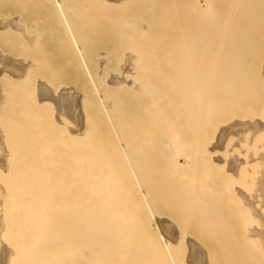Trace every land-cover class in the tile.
<instances>
[{"label":"bare ground","instance_id":"obj_1","mask_svg":"<svg viewBox=\"0 0 264 264\" xmlns=\"http://www.w3.org/2000/svg\"><path fill=\"white\" fill-rule=\"evenodd\" d=\"M74 1V0H73ZM76 1V0H75ZM89 1V0H88ZM102 1V0H101ZM130 1H132V0H103V4L101 3V5H103V9H105V8H107V9H105L107 12H108V15H109V13H111V11H112V13L113 12H117V15H120L121 14V12H122V14L124 13L126 16H128V15H130V17L133 15V14H140V13H137L138 11H135L134 10V12L135 13H128V11H129V9H131L132 8V6H135V9L137 8V7H139L138 6V3H137V0H136V4L135 5H132V3L131 4H129L130 3ZM135 1V0H134ZM145 1V0H144ZM171 1V0H170ZM175 1V0H174ZM181 1H183V0H181ZM185 1V0H184ZM188 1V0H187ZM213 1V0H212ZM214 1H216V0H214ZM221 1V0H220ZM233 1V0H232ZM234 1H236V0H234ZM242 1H244V0H242ZM246 1V0H245ZM248 1V0H247ZM246 1V2H247ZM251 1V0H250ZM250 1H248L249 3H250ZM255 1V0H254ZM253 1V2H254ZM39 5L41 6L40 7V9H41V11H42V13L44 14V16H42V18L40 19V21H42V22H44V25H45V27L41 24V26L43 27V29H42V31H39L38 32V34L37 35H33L32 34V36L31 37H29V36H27V34L25 33V30H26V23L25 22H23V20H22V18H20L21 16H15V17H8V19H6V20H4V21H0V42H1V44L3 43L4 45H9V43L8 42H10V36H12V38H13V36H15V37H18V40H15V41H17V42H15V41H13V39H12V41L15 43L14 45H13V42H12V44H11V46L13 45V48L15 47V45H16V43H19V42H21V43H23L24 44V47H29V49L30 50H34V52H36V54H34V52H32L31 51V55H32V53L35 55V56H31V55H28L27 57V59L25 58V59H23V55H25V57H26V54L28 53L27 52V49H25V48H21L23 45L20 43V48L18 49L17 47L15 48V51H19V52H22L21 54H23L22 55V59H20V57L19 58H16V57H14V56H12L11 55V53H9V52H11L10 50H13V49H10L9 50V52L8 53H6V52H4V50H1V47H0V82L2 83V84H0V100H1V98H2V96H1V93H2V91L4 90H2V88H1V85H3V83L5 82V84L4 85H6V86H4L5 88H7V90L9 91V93H10V89L11 88H15L16 89V91H17V84L19 85V84H23V86L26 84V82H28L30 79H32V77H33V81H31V82H33L32 84L34 85H32L31 83V85L33 86V88H34V90H32L33 92L31 93V89L32 88H30V94H33L34 96L31 98V99H33L34 97H35V101H36V103H37V105L39 104L40 106L39 107H41L42 108V106L41 105H52V106H44V107H48L47 108V110H50V109H52V107H53V109L52 110H54V115H52V116H54V118H51V116L49 115V117L51 118V119H53L54 121H55V123L56 124H60L61 123V121H63V120H65V121H67L71 126H70V128H69V130H68V132H69V134L70 135H72L74 138H72V140L73 139H75V143H79L78 141L76 142V138H84V137H86L87 136V131L88 130H86V128H85V123H84V120L85 121H87V119H88V117L87 118H85L84 120H83V117H82V115H81V113H83V112H81V103L83 102V104H84V101L82 100V102L81 103H79V96L75 93V91H73L72 89H70V88H68L69 87V85H68V87H63V86H58L57 87V89H55L54 87L52 88L49 84H47L46 82H45V80H44V76H43V63L45 62V59L43 58V55L45 56V55H47L48 56V51L46 50V48H47V39L45 40V43L43 42V39H44V33L46 34V35H50V34H52V35H50V37H51V42H50V45H51V50L52 51H54V52H57L58 54H59V56L61 55L62 57H66V58H68V60H69V62L71 61V63H72V61L74 60V62H75V65H76V67L75 68H72L73 69V71H74V69H77L78 71H79V73H81L80 74V76H81V78L84 80L85 79V84L86 85H90L91 87H92V89H93V92L92 93H94V95L96 96V98H95V96H94V98L97 100L96 101V103L98 104V105H100L101 106V108H102V110H103V114H101L102 113V111L101 112H99L101 115H103L104 116V118L110 123V126H113L114 124H116L114 121H116L117 119L116 118H118V116H120L121 115V113H122V115L124 116V114L123 113H125V112H123V110H124V108L122 107L123 106V103L122 104H118V101H117V103H112L111 101V103H109V99H108V96H107V94L106 93H103V92H101V89H102V87L101 86H103V85H101L100 83H99V80L98 79H104L105 77H103V76H101L100 75V73H102V71H103V69H104V66H103V64L101 63V62H99V61H94V62H90L89 60H87V58H88V51H87V46H88V44L90 43V39H91V34H92V29H94L93 27H96V25H92L93 23H91L89 26H87L88 24L86 23L87 21H89V20H86L85 18H83L82 16H80V14H83L84 13V11L83 10H81L80 8L82 7H80L78 4H77V7L75 6V7H73L75 4L72 2V0H39ZM86 2V1H85ZM90 2H91V0H90ZM89 2V3H90ZM96 1H94L93 3H91V4H94ZM146 2H147V0H146ZM160 2V1H159ZM168 2V1H167ZM173 2V1H172ZM191 2V1H190ZM223 2H224V0H223ZM225 2H226V0H225ZM229 2V1H228ZM237 2H239L238 0H237ZM236 2V3H237ZM253 2H251V3H253ZM263 2V1H262ZM84 3V2H83ZM82 3V4H83ZM134 3V2H133ZM143 3V2H142ZM179 3L180 4H182V2H180L179 1ZM188 3V2H187ZM217 3H220V2H218L217 1ZM222 3V2H221ZM220 3V4H221ZM239 3H241V1L239 2ZM256 3V2H255ZM255 3H253L254 5H255ZM257 3H259V0H258V2ZM261 3V2H260ZM79 4H81V3H79ZM132 5V6H129V5ZM139 4H141V3H139ZM171 4V3H170ZM183 4H184V2H183ZM220 4H218L219 6H221ZM223 4V3H222ZM226 4V3H225ZM228 4V3H227ZM242 4V3H241ZM245 4V3H244ZM247 4V3H246ZM245 4V5H246ZM263 4V3H262ZM95 5V4H94ZM130 7L128 10L127 9H124V8H126V7H128V6ZM148 5H150V4H148ZM167 5V4H166ZM169 5V4H168ZM176 5H178L179 6V4H176ZM209 5H211V0H203V3L202 2H199L198 0H194L192 3H191V12H193V14H192V16L194 15V13L195 12H197V13H204L207 9H208V7H209ZM213 5V4H212ZM217 5V4H216ZM239 5V7H240V4H238ZM237 5V6H238ZM84 6V5H83ZM125 6V7H124ZM137 6V7H136ZM144 6H145V8H146V13H148L147 12V7H146V5H145V3H144ZM219 6H215L214 5V7H217V10H223L224 8H221V9H218V8H220ZM224 6V5H223ZM230 5L228 4V7H229ZM243 6V5H242ZM247 6H249V5H247ZM251 6V5H250ZM257 6V5H256ZM259 6V5H258ZM261 6V5H260ZM263 6H264V4H263ZM262 6V7H263ZM39 7V6H38ZM95 7V6H94ZM93 7V8H94ZM102 7V6H101ZM105 7V8H104ZM151 7V6H150ZM156 7V6H155ZM173 7V6H172ZM184 7V6H183ZM189 7V6H188ZM225 7V6H224ZM225 8V10L226 9H229V8ZM231 7H232V5H231ZM83 8V7H82ZM93 8H91V10L93 9ZM144 8V9H145ZM153 8H154V6H153ZM161 8H162V6H161ZM176 8H178V7H176ZM241 8V7H240ZM246 8V7H245ZM247 8H249V7H247ZM246 8V9H247ZM88 9V8H87ZM98 9V8H97ZM152 9V8H151ZM155 9V8H154ZM153 9V10H154ZM167 9H169L168 7H167ZM172 9H174V8H172ZM258 9V8H257ZM125 10H127V12L125 11ZM133 9H131V11H132ZM225 10H223V11H225ZM245 10V9H244ZM102 11V10H101ZM125 11V12H124ZM167 11V10H166ZM177 11V10H176ZM180 11V10H179ZM184 11V10H183ZM182 11V12H183ZM187 11V10H186ZM239 11V13L241 12L239 9L237 10V12ZM248 11V10H247ZM249 11H251L250 9H249ZM104 12V11H103ZM143 12V11H142ZM150 12V11H149ZM168 12H171V11H168ZM174 12V11H173ZM212 12H213V10H212ZM235 12H236V10H235ZM242 12H243V10H242ZM95 13H97V11H95ZM120 13V14H119ZM127 13V14H126ZM144 13H145V11H144ZM155 13V12H154ZM157 13H159V11L157 12ZM156 13V14H157ZM177 13V12H176ZM187 12H185L184 14H186ZM189 13V12H188ZM187 13V14H188ZM214 13V12H213ZM238 13V14H239ZM243 13H245V11L243 12ZM248 13V12H247ZM251 13V12H250ZM250 13H249V16H251V17H254V16H252V14L250 15ZM76 14H77V16H76ZM85 14V13H84ZM105 14V13H104ZM123 14V18H121L120 16V18L121 19H124V15ZM164 14L165 13H163V16H164ZM173 14V13H172ZM178 14V13H177ZM176 14V15H177ZM182 13H180L179 15H181ZM183 14V15H184ZM186 14V15H187ZM208 14V13H207ZM218 14V13H217ZM217 14H216V16H217ZM219 14H221V11H220V13ZM222 14H224V12L222 13ZM226 14V13H225ZM235 14V13H234ZM242 14V13H241ZM259 14H260V12H259ZM10 14H7V16H9ZM113 15V14H112ZM151 15H152V13H151ZM150 15V16H151ZM178 15V16H179ZM182 15V16H183ZM190 15V14H189ZM237 15V14H236ZM246 15H248V14H246ZM31 16V15H30ZM81 17V18H83V19H85V20H82V19H79V17ZM99 16H100V14H99ZM104 16H106V14L104 15ZM111 16V15H110ZM110 16H109V18H110ZM134 16H136V18H134V19H136V21H138V18H140L141 17V15H140V17H139V15H134ZM144 16V15H143ZM146 16V15H145ZM155 16V15H154ZM171 16H173V15H171ZM237 16H239V15H237ZM76 17H78V18H76ZM114 17H115V15H114ZM113 17V18H114ZM118 17V16H117ZM117 17H116V19H117ZM118 17V18H119ZM130 17H128V18H130ZM133 17V16H132ZM138 17V18H137ZM187 17V16H186ZM191 17V16H190ZM210 17V16H209ZM218 17V16H217ZM223 17H225V16H223ZM222 17V18H223ZM234 17V16H233ZM232 17V18H233ZM241 17V16H240ZM247 17V16H246ZM251 17L249 18L251 21H252V19H251ZM88 18V17H87ZM99 18V17H98ZM142 18V17H141ZM147 18V17H146ZM154 18H157V17H154ZM179 18V20H181L180 19V16L178 17ZM195 17H193L192 19H189V20H191V21H189L187 18V20L189 21V22H191L192 23V25H195V22H196V24H198L197 23V21H195V19H194ZM218 18H220V17H218ZM235 18H238V17H236L235 16ZM235 18H233V19H235ZM260 18V17H259ZM263 18V17H262ZM93 19V18H92ZM94 19H97V18H94ZM108 19V18H107ZM115 19V18H114ZM127 19V18H126ZM134 19H130L128 22H130V21H134ZM160 19V18H159ZM232 19V20H233ZM255 19V18H254ZM141 20V19H140ZM142 20H145V22L147 21L145 18H143ZM149 20H151V19H149ZM161 20V19H160ZM169 19H167V21H168ZM238 20V19H237ZM241 20V19H240ZM93 21V20H92ZM99 21L100 20H98V23H99ZM159 21V20H158ZM162 22H163V20H161ZM170 21V20H169ZM174 21V20H173ZM182 21V20H181ZM187 21V22H188ZM209 21V20H208ZM263 21H264V19H263ZM91 22V21H90ZM113 21H111V23H112ZM127 22V23H128ZM132 22H130V23H132ZM138 22H140V21H138ZM137 22V23H138ZM147 22H149V23H151L150 21H147ZM160 22V21H159ZM172 22V21H171ZM170 22V23H171ZM178 21H176V23H177ZM183 23H184V21H182ZM181 22V23H182ZM204 22V21H203ZM246 22H248V20L246 21ZM254 22V21H253ZM258 22V21H257ZM33 23V22H32ZM35 23H37V22H35ZM86 23V24H85ZM101 23V22H100ZM108 23H110V21L108 22ZM110 23V24H111ZM121 23H123L122 22V20H121ZM125 23H126V21H125ZM140 23H144V22H140ZM157 23V22H156ZM164 23H165V21H164ZM174 23V22H173ZM180 23V26L182 25ZM186 23V22H185ZM250 23V22H249ZM113 24H115V22L113 23ZM113 24H111L112 25V27L114 28L115 26L113 25ZM134 24H136V23H134ZM147 24V23H146ZM153 24V23H152ZM155 24V23H154ZM158 24V23H157ZM167 24V23H166ZM175 24V23H174ZM200 24H202V23H200ZM199 24V25H200ZM232 24V23H231ZM235 24V23H234ZM246 24V23H245ZM101 25V24H100ZM111 25H109V26H111ZM116 25H117V23H116ZM139 25V24H138ZM141 25H143V24H141ZM185 26H188L187 24H184ZM236 25V24H235ZM251 25V24H250ZM254 25V24H253ZM255 25H257L256 23H255ZM254 25V26H255ZM105 26V25H104ZM122 26V25H121ZM140 26V25H139ZM138 26V29H136V27H135V29L136 30H138V31H140L139 30V27ZM159 26V25H158ZM174 26V25H173ZM175 26H176V24H175ZM179 26V27H180ZM183 26V25H182ZM182 26H181V28H182ZM196 27H199L198 25H195ZM252 26V25H251ZM85 27H87L88 29H87V33L84 31V30H86V29H84ZM111 27V28H112ZM120 27V26H119ZM118 27V28H119ZM156 27V26H155ZM160 27H161V25H160ZM189 27L191 28V26L189 25ZM207 27V26H206ZM215 27V26H214ZM232 27H234L235 28V26H232ZM237 27V26H236ZM260 27H261V25H260ZM259 27V28H260ZM148 28V27H147ZM162 28V27H161ZM183 28H185L184 26H183ZM186 28H188V27H186ZM189 28V29H190ZM194 28L195 27H193L191 30L192 31H190V30H187V33H189V32H193L194 31V33H196V31L194 30ZM229 28V27H228ZM244 28V27H243ZM258 28V30H260ZM102 29V28H101ZM110 29V28H109ZM115 29L117 30V27H115ZM124 29V28H123ZM143 29V28H142ZM159 29V31H163V29H161L160 30V28H158ZM166 29V28H165ZM169 29V28H168ZM175 29V28H174ZM176 29H177V27H176ZM175 29V30H176ZM197 29V28H196ZM209 29V28H208ZM240 29V28H239ZM246 29V28H245ZM255 29V28H254ZM37 30V29H36ZM39 30V29H38ZM127 30V29H126ZM132 29H130V31H131ZM153 30V29H152ZM179 30V29H178ZM199 30H200V28H199ZM201 30L203 31L204 29L203 28H201ZM207 30V29H206ZM210 30V29H209ZM226 30V29H225ZM231 31H232V29H230ZM238 30V29H237ZM262 30V29H261ZM264 30V29H263ZM28 31V30H27ZM35 31V30H34ZM111 31V30H110ZM143 31V30H142ZM145 31H149V29H147V30H145ZM156 31V30H155ZM165 31V30H164ZM173 31V30H172ZM230 31V32H231ZM239 31V30H238ZM246 31V30H245ZM255 31V30H254ZM257 31V30H256ZM123 32V31H122ZM144 32V31H143ZM154 32V31H153ZM183 32V31H182ZM197 32H199V31H197ZM201 32V31H200ZM260 32V31H259ZM258 32V33H259ZM30 33H31V30H30ZM114 33V32H113ZM115 33H117V32H115ZM114 33V34H115ZM120 33V32H119ZM130 33H132V32H130ZM130 33H128V31H127V34L128 35H126V36H128L129 37V34ZM133 33H135V32H133ZM141 33V32H140ZM170 33H172V32H170ZM176 33V32H175ZM180 33V32H179ZM194 33H192V34H190L191 36L192 35H194ZM240 33V32H239ZM247 33V32H246ZM251 33H253V30L251 31ZM251 33H249V34H251ZM256 33V32H255ZM254 33V34H255ZM261 33V32H260ZM113 34V35H114ZM122 34H124V33H122ZM147 34H149L148 32H147ZM165 34H166V32H165ZM177 34H178V32L176 33V36H177ZM197 34V33H196ZM195 34V35H196ZM204 34H205V32H204ZM208 33H206V35H207ZM211 34V33H210ZM232 34V33H231ZM9 35V36H8ZM132 35V34H131ZM135 35V34H134ZM133 35V36H134ZM144 35H145V32H144ZM168 35H170L169 33H168ZM167 35V36H168ZM173 35V34H172ZM184 35H186V33L184 34ZM198 36H199V34H197ZM212 35V34H211ZM215 35V34H214ZM226 35V34H225ZM233 35V34H232ZM234 35H236V34H234ZM114 36H121L122 37V35H114ZM150 36V39H151V35H149ZM158 36V35H157ZM160 36V35H159ZM166 36V37H167ZM191 36H189L188 37V34L185 36V38H189V40L191 39ZM198 36H197V38L196 39H198ZM200 36H202L201 34H200ZM220 36V35H219ZM228 36V35H227ZM242 36V35H241ZM254 36V35H253ZM256 36V35H255ZM22 39V41H21V39ZM124 37V36H123ZM170 37H172V36H170ZM178 37H179V34H178ZM194 37V36H193ZM192 37V38H193ZM207 37V36H206ZM205 37V38H206ZM238 37H239V35H238ZM247 37V36H246ZM259 37V36H258ZM257 37V38H258ZM261 37H263V36H261ZM149 38V37H148ZM163 37H161V39H162ZM183 38H184V36H183ZM195 38H193V40L195 39ZM201 38V37H200ZM256 38V37H255ZM17 39V38H16ZM20 39V40H19ZM119 39H120V37H119ZM131 39V38H130ZM133 39V38H132ZM169 39V38H168ZM168 39H166V40H168ZM175 39V38H174ZM180 38H178L177 39V37H176V40H179ZM195 39V40H196ZM202 39V38H201ZM201 39H200V41L198 42V41H195V43L196 42H198L197 44H196V48L195 49H197L198 47H199V50L200 51H202L201 49L202 48H204L202 45H201V48H200V45L199 44H201ZM213 39V38H212ZM218 39V38H217ZM232 39V36H231V38H230V40ZM235 39V38H234ZM245 38H243V40H244ZM249 39V38H248ZM258 39H260V38H258ZM117 40V39H116ZM123 38L121 39V40H119L120 42H121V44H123ZM137 40V39H136ZM145 40H146V38H145ZM160 40V39H159ZM163 40V39H162ZM165 40V39H164ZM165 40V41H166ZM175 40V41H176ZM187 40V39H186ZM189 40H187L188 41V43L185 41V43L187 44H185L186 46H188V44H190L191 42H192V40H191V42H189ZM206 40H208V39H206ZM215 40V39H214ZM227 40V39H226ZM238 40H239V38H238ZM243 40H241V41H243ZM251 40V39H250ZM132 40H130L129 41V43L131 42ZM139 41V40H138ZM164 41V42H165ZM172 41H174L173 39H172ZM204 41V40H203ZM203 41H202V43H203ZM240 41V42H241ZM264 41V40H263ZM128 42V41H127ZM148 42H149V40H148ZM156 42V41H155ZM163 42V43H164ZM181 42V41H180ZM249 42V41H248ZM11 43V42H10ZM119 43V42H118ZM139 43V42H138ZM167 43V42H166ZM194 43V42H193ZM193 43H192V47L190 46V48L188 49V50H192V52H193V49H194V45H195V43H194V45H193ZM245 43V42H244ZM257 44H258V42H256ZM126 44V43H125ZM135 44V43H134ZM140 44H141V42H140ZM147 44V43H146ZM149 44V43H148ZM158 44V43H157ZM169 45H170V43H168ZM174 44V43H173ZM175 44H176V42H175ZM174 44V45H175ZM203 44H205V43H203ZM216 44V43H215ZM254 44H255V42H254ZM4 45H2V46H4ZM7 45V47H9ZM144 45V44H143ZM172 45V44H171ZM178 46L180 45L181 46V44H177ZM177 45H176V47H177ZM191 45V44H190ZM208 45V44H207ZM212 45V44H211ZM214 45V44H213ZM212 45V46H213ZM235 45V44H234ZM240 45V44H239ZM252 45V44H251ZM256 45V44H255ZM10 46V48H12ZM119 46H120V44H119ZM117 47L118 49L120 48V47ZM124 46H128V44L127 45H122V48L124 49ZM130 46V45H129ZM129 46L127 47V49L129 48ZM138 46H139V44H138ZM137 46V47H138ZM141 46V45H140ZM145 46V45H144ZM156 46V45H155ZM159 46V45H158ZM161 46V45H160ZM180 46H179V48L178 49H176L175 48V46H174V48H175V50H178L179 51V49H180ZM209 46V45H208ZM217 47V45H214L213 47ZM231 46V45H230ZM230 46H228V47H230ZM247 47H248V45H246ZM257 46V45H256ZM131 48H129L130 49V53H134V55H135V53H136V55L140 52L139 51V49L135 46L134 47V45H131L130 46ZM142 47V46H141ZM164 47H166V46H164ZM237 47V46H236ZM241 47V46H240ZM244 47V46H243ZM246 47V48H247ZM147 48V47H146ZM163 48V47H162ZM169 48V50L171 51V53L173 52H175L174 51V49L172 50V49H170V47H168ZM167 47L165 48V49H168ZM171 48H173V47H171ZM182 48H183V46H181V50H182ZM187 48V47H186ZM210 48V47H209ZM212 48V47H211ZM210 48V49H211ZM225 48V47H224ZM224 48H222V49H224ZM250 48V47H249ZM248 48V49H249ZM123 49L122 50H119V51H123ZM128 49V50H129ZM155 49V48H154ZM164 49V50H165ZM184 49V48H183ZM221 49V48H220ZM239 49L240 48H238V52H239ZM251 49V48H250ZM249 49V50H250ZM128 50H126V51H128ZM150 50V49H149ZM153 50V49H152ZM161 52H162V50H161V48L159 49ZM191 50H190V52H191ZM205 50H206V45H205ZM214 50L216 51V49L214 48ZM225 50V49H224ZM226 50H227V48H226ZM257 50V49H256ZM142 51H144V50H142ZM148 51V50H147ZM155 51V50H154ZM153 51V52H154ZM197 51V50H196ZM196 51H194V53L193 54H195V52ZM200 51H198V54L199 53H202V52H200ZM213 51V50H212ZM228 51H230V50H228ZM251 51V50H250ZM253 51V50H252ZM152 52V54H154ZM160 52V53H161ZM165 52H169V51H166L165 50ZM165 52H164V54H165ZM180 52V51H179ZM182 52H185V51H182ZM236 52V51H235ZM242 52V51H241ZM256 52H258V51H256ZM30 53V52H29ZM116 53H117V51H116ZM115 53V54H116ZM122 53V52H121ZM170 53V52H169ZM176 53H177V51H176ZM204 53V52H203ZM205 53H207V51L205 52ZM204 53V54H205ZM210 53H213V52H210ZM247 53V52H246ZM13 54V53H12ZM100 54H102V53H100ZM99 54V56L101 57V58H106L107 57V55L106 56H103V55H100ZM106 54H107V52H106ZM114 54V53H113ZM124 54V53H123ZM140 54V53H139ZM141 54H143L142 52H141ZM146 54H148L147 52H146ZM157 54V53H156ZM164 54H163V56H164ZM182 54V53H181ZM192 54V53H191ZM209 54V53H208ZM213 54H215V53H213ZM230 54H233V51L230 53ZM229 54V55H230ZM242 54V53H241ZM243 54H245V53H243ZM248 54V53H247ZM261 54V53H260ZM18 55V54H17ZM49 55H50V53H49ZM125 55V54H124ZM135 55V56H136ZM155 55V54H154ZM158 55V54H157ZM156 55V56H157ZM160 55H162V53L160 54ZM171 54H169V56H170ZM173 55V54H172ZM171 55V57L173 58L174 56H172ZM196 56L195 57H197V54H195ZM203 55V54H202ZM225 55V54H224ZM251 55V54H250ZM249 55V56H250ZM29 56H31L30 58H29ZM51 56H52V54H51ZM103 56V57H102ZM121 56H122V54H121ZM126 56H130L129 55V53H127V55ZM125 56V57H126ZM132 56H133V54H132ZM139 56H141V55H139ZM162 56V57H163ZM178 55H176V57H177ZM179 56H180V54H179ZM198 56H200V55H198ZM211 56V55H210ZM220 56H222V55H220ZM235 57L237 56L238 57V55H234ZM233 56V57H234ZM240 56H243V55H239V57ZM248 56V55H247ZM248 56V57H249ZM261 56V55H260ZM117 57V56H116ZM124 57V58H125ZM131 57V56H130ZM145 57V56H144ZM165 57V56H164ZM164 57H163V59H164ZM167 57H168V55H167ZM171 57H169V58H171ZM181 58H182V56H180ZM180 57H179V60H180ZM184 57V59H186L185 58V55L183 56ZM195 57H192V59H195ZM229 57V56H228ZM232 57V56H231ZM236 57V58H237ZM250 57H252V56H250ZM254 57V56H253ZM257 57V56H256ZM103 58V59H104ZM123 58V59H124ZM127 58V57H126ZM126 58H125V60H123V61H126ZM142 58H143V56H142ZM160 58V57H159ZM166 58V57H165ZM171 58V59H172ZM206 58H208V57H206ZM210 58V57H209ZM208 58V59H209ZM212 58V60H213V57H211ZM218 58H219V56H218ZM224 58V57H223ZM230 58V57H229ZM229 58H228V60H229ZM235 58V59H236ZM242 58H244V57H242ZM259 58V57H258ZM30 59V61H28ZM128 59H129V61H130V59H133V57L132 58H129L128 57ZM127 59V60H128ZM149 59V58H148ZM157 61H158V56H157V58H155ZM170 59V60H171ZM175 59H177L178 60V57L177 58H175ZM183 59V60H184ZM191 59V61L190 62H193V60ZM200 59L202 60L203 59V56H201L200 57ZM205 59V58H204ZM204 59H203V61H204ZM238 59V58H237ZM237 59H236V61H237ZM254 59V58H253ZM252 59V60H253ZM257 59V58H256ZM261 59V58H260ZM115 60V59H114ZM117 60V59H116ZM118 60H120V63L122 62V60L121 59H118ZM150 61H152L151 60V58L149 59ZM154 60V59H153ZM156 60H154V63L155 62H157ZM159 60H162L161 58L159 59ZM165 61H167V59H164ZM170 60L168 59V62H170ZM182 60V59H181ZM177 61V65H174L175 63H176V60H174V58H173V63H174V61H175V63L174 64H170V66H178V65H180V66H182L181 65V63L182 62H184V61ZM189 60H190V57H189ZM206 60V59H205ZM210 60V59H209ZM220 60V59H219ZM224 60V59H223ZM227 60V61H228ZM244 60V59H243ZM243 60H241V61H243ZM102 61V60H101ZM239 61H240V59H239ZM251 61V60H250ZM47 62V61H46ZM60 62V61H59ZM65 62V61H64ZM66 62H67V59H66ZM127 63H128V61H126ZM125 62V63H126ZM131 62V64H132V61H130ZM129 62V63H130ZM149 62V61H148ZM160 62V61H159ZM159 62H157V64L159 63ZM164 62V61H163ZM179 62H181V63H179ZM195 63H194V65H196V67H197V70H198V67H200V65L198 66L197 64H198V60L196 59L195 61H194ZM200 62V61H199ZM208 62V61H207ZM218 62V61H217ZM231 62H232V60H231ZM252 62H254V61H252ZM256 62V61H255ZM61 63V62H60ZM125 63H123V64H125ZM133 63H135V61L133 62ZM138 62L136 61V63L135 64H132V65H135L136 66V64H137ZM142 63V62H141ZM161 63H162V61L159 63L160 65L159 66H161ZM165 63V62H164ZM172 63V62H171ZM184 63H186V61L184 62ZM201 63V62H200ZM221 63H223V62H221ZM238 63V62H237ZM242 63V62H241ZM244 63V62H243ZM257 63V62H256ZM49 64H50V66H49ZM66 64V63H65ZM122 64V65H123ZM190 64V63H189ZM210 64H212L211 63V60H210V63L209 64H207V65H210ZM217 65H218V63H216ZM220 64V63H219ZM232 64H234V63H232ZM231 64V65H232ZM252 64V63H251ZM251 64H249V65H251ZM68 65H69V63H68ZM107 65H109L108 63H107ZM117 65H121V64H119L118 62H117ZM131 65V66H132ZM140 65V64H139ZM154 65V64H153ZM165 65H168V64H165ZM186 65H187V63H186ZM205 67H207L204 71H202L203 69L201 68V70L200 71H202L201 73H199L200 71H198V73L200 74H198V73H195V72H197V70H196V68H195V66L194 67H192L193 66V64H191V67H192V69H193V77L196 75L197 76V78H200L198 81L199 82H201V83H196V84H198L197 85V87H199L200 88V86L201 87H203V89H200L201 91L202 90H204L205 89V87L203 86V84L205 85V83L207 82V79H206V76H208L209 74H205V73H208L209 71H210V69H211V65H210V67L209 66H206V62H205ZM204 65L202 66V67H204ZM221 65H223V64H221ZM244 66H247V65H245V64H243ZM44 66H46V65H44ZM48 66L49 67H53L54 65H52L50 62L48 63ZM72 66V65H71ZM71 66H70V68H71ZM130 66V65H129ZM138 66V65H137ZM136 66V70L137 69H139V68H141V67H137ZM155 66H156V64H155ZM154 66V67H155ZM158 66V65H157ZM225 66V65H224ZM253 66V65H252ZM62 67V66H61ZM67 67V66H66ZM65 67V68H66ZM183 67V66H182ZM181 67V69H177L178 67H175L174 69L175 70H173V68L171 67L170 68V70L172 69V71L173 72H178L179 74L177 75V73H175L174 74V76L176 77V78H178L179 80H181V78L180 77H182V78H184V77H188L189 75H187V71H189V68L188 67H184V68H182ZM208 67L210 68V69H208ZM215 67H216V65H215ZM227 67V66H226ZM233 67V66H232ZM231 67V68H232ZM234 67H235V65H234ZM237 67H240V66H237ZM62 68H64V64H63V67ZM118 68V67H117ZM121 68V67H120ZM120 68H118L117 69V71L116 72H119L121 69ZM131 68V67H130ZM159 68V67H158ZM161 68V67H160ZM163 68V67H162ZM164 68H166V67H164ZM168 68V67H167ZM245 68V67H244ZM249 68H251V67H249ZM120 69V70H119ZM145 69H147V68H145ZM151 70H152V68H150ZM154 69V68H153ZM195 69V70H194ZM218 69V68H217ZM217 69L216 68H214V70H213V73H215L216 71H217ZM230 69V68H229ZM233 69V68H232ZM240 69V68H239ZM252 69V68H251ZM47 70V69H46ZM51 70V68L49 69V71ZM58 70V69H57ZM119 70V71H118ZM130 70V69H129ZM134 71H135V69H133ZM163 70H165V69H163ZM209 70V71H208ZM222 70V69H221ZM235 70V69H234ZM241 70V69H240ZM239 70V71H240ZM253 70V69H252ZM59 72H60V70H58ZM134 71H132L131 73H133ZM154 71H155V69H154ZM153 71V72H154ZM162 71V70H161ZM169 71V70H168ZM206 71V72H205ZM95 72H96V74H95ZM109 72H111V71H109ZM136 72V71H135ZM139 72L140 71H138V74H139ZM157 72L159 73L160 72V69H159V71L157 70ZM163 72V71H162ZM203 72H205L204 73V77H205V80L203 79V77H202V73ZM235 72H236V70H235ZM47 73H48V71H46V74L45 75H47ZM50 73H51V71H50ZM50 73H49V75H50ZM64 73V72H63ZM99 73V74H98ZM121 73V72H120ZM126 73V72H125ZM130 73V74H131ZM142 75H143V73L142 72H140ZM157 73V74H158ZM161 73V72H160ZM163 73H165V72H163ZM169 73H171V71L169 72ZM221 72H219V74H220ZM224 73V72H223ZM242 73V72H241ZM248 73V72H247ZM246 73V74H247ZM55 74V73H54ZM58 74V73H57ZM105 74H107V72L105 73ZM110 74V73H109ZM117 74V73H116ZM129 76H125L126 78L128 77V78H130L131 79V75L129 74V71H128V73H127ZM140 74V76H142ZM153 74V73H152ZM154 74H156V73H154ZM156 74V75H157ZM167 74V76H168V73L166 72L165 73V75ZM236 74V73H235ZM243 74V73H242ZM250 74H253V73H250ZM52 75H53V72H52ZM146 74L144 73V76H145ZM155 75V76H156ZM164 75V74H163ZM171 76V80H173L172 82L174 83V81H176L177 82V84H178V81L179 80H177L175 77V79H173L172 77H173V75L172 74H170ZM229 75V74H228ZM231 75V74H230ZM259 75L260 76H258V77H260V85H261V88H262V90L264 91V59H263V61H262V63L260 64V70H259ZM55 76H56V74H55ZM55 76H53V78L52 79H54L55 78ZM63 75H61V77H62ZM66 76H68V74L66 75ZM76 77H78L77 76V74L75 75ZM74 76V77H75ZM119 76H123V74L122 75H119ZM124 76H123V78H124ZM134 76H135V74H134ZM134 76H133V80H134V82L132 83V84H134L135 83V81H137V77H138V81H137V83H135V85L136 84H138V82H139V79H141L142 77H140V76H137V74H136V78H134ZM152 76V75H151ZM157 76H160L159 77V79H161L162 78V76H161V74L159 75H157ZM156 76V77H157ZM215 76V74L214 75H212V78ZM216 76H218V78H217V81L215 80V77H214V80L213 81H215V82H217V84H218V80H221V78H223L222 77V75L220 76V75H216ZM224 76V75H223ZM241 76H244V75H240V77ZM51 77V76H50ZM49 77V78H50ZM70 77V76H69ZM75 77V78H76ZM121 77H118L117 75H111L110 74V76H109V78L108 79H106L105 80V85L106 86H108V87H110V89H111V87H115V86H117V85H120V78ZM140 77V78H139ZM164 77V76H163ZM166 77V76H165ZM169 77V76H168ZM220 77V78H219ZM225 78H226V76H224ZM235 77V76H234ZM233 77V78H234ZM246 77V76H245ZM254 77V76H253ZM48 78V79H49ZM58 78H60L59 77V75H58ZM57 77H56V79L55 80H51V81H53L54 83L56 82V81H58L57 79H58ZM65 78V77H64ZM80 78V77H79ZM127 78V79H128ZM149 78V77H148ZM147 78V79H148ZM155 78V77H154ZM202 78V79H201ZM211 78V79H212ZM229 78V77H228ZM232 78V79H233ZM242 78V77H241ZM244 78V77H243ZM248 77H246V79H247ZM256 78V77H255ZM82 79H80V80H82ZM126 79V82H128L129 80H127ZM131 79V80H132ZM146 79V81H148L147 82V84L143 81V79L142 80H140L141 82H139V86L142 88V90L143 91H146V92H150V89H153V88H151V87H153V86H151V85H149V84H151L152 83V81L151 80H153V79H151V80H147ZM166 79V78H165ZM185 79V78H184ZM231 79V80H232ZM61 80H62V78H61ZM75 80V79H74ZM79 80V79H78ZM145 80V79H144ZM156 80H157V78H156ZM156 80H154L155 82H157ZM163 80H164V78H163ZM162 80V81H163ZM194 80H195V77H194ZM201 80V81H200ZM223 80H224V78H223ZM227 80V79H226ZM249 80V79H248ZM247 80V81H248ZM125 81V80H124ZM149 81H151L150 83H149ZM159 81L160 80H158V82H157V84L159 83ZM170 81V80H169ZM181 81H184L183 79L181 80ZM181 81H179V83L181 82ZM189 81V80H188ZM204 81H206V82H204ZM211 81V80H210ZM230 81V80H229ZM228 81V82H229ZM233 81V80H232ZM237 81H239V80H236V82ZM245 81V80H244ZM246 81V82H247ZM53 82H51L52 83V86H53ZM58 82H61L60 80L58 81ZM57 82V83H58ZM66 82H67V80H66ZM74 82H77V79L74 81ZM80 82V81H79ZM164 82V81H163ZM162 82V84L161 85H163L164 83ZM203 82V83H202ZM214 82V84H216ZM220 82V81H219ZM235 82V83H236ZM68 83V82H67ZM71 83V82H70ZM88 83V84H87ZM121 83H123V82H121ZM170 83H171V81H170ZM239 83H241V82H239ZM248 83V82H247ZM247 83H245V84H247ZM251 83V81L249 82V84ZM257 84L259 83V81H257L256 82ZM30 84H26V86H27V89L30 87ZM81 84V83H80ZM153 85H154V83H152ZM156 84V85H157ZM172 84V83H171ZM212 85H214L213 84V82L211 83ZM210 84V87H209V93L207 92V95L211 98V99H208V100H210L211 102H213L212 104H210V103H208L207 101V106H205L204 108H206L205 110H204V112L202 113V114H205L206 112V110H207V108H209L208 110H210V106L212 105V107L213 108H215L216 107V104H218L219 102H218V100H217V102H215L216 100H215V95H216V92L219 90V92H221V90L222 89H220V88H222V86H223V84L222 85H220V83L218 84V85H220V86H217V84L216 85H214V86H217V91H216V88L214 87V86H212ZM225 84V83H224ZM237 84V83H236ZM235 84V85H236ZM63 85H65V83L63 84ZM160 85V86H161ZM174 85V84H173ZM180 85H181V83H180ZM188 85V84H187ZM200 85V86H199ZM228 85H229V83H228ZM228 85H227V87H228ZM233 85V84H232ZM235 85H233V86H235ZM239 85V84H238ZM251 85H253L252 83H251ZM250 85V86H251ZM22 86V85H21ZM22 86V88H24ZM29 86V87H28ZM74 86V85H73ZM122 86H126L125 84H122ZM122 86H120V87H118V88H123ZM134 86V85H133ZM132 86V87H133ZM158 87H159V84L157 85ZM165 86V85H164ZM171 86V85H170ZM175 87L176 86H178V85H174ZM173 86V87H174ZM193 86V85H192ZM191 86V87H192ZM225 86V85H224ZM243 86H245L244 84H243ZM246 86H248V85H246ZM245 86V87H246ZM76 87V86H75ZM81 87V86H80ZM89 87V86H88ZM131 87V86H130ZM135 88H137V86H134ZM150 87V88H149ZM167 87H168V85H167ZM173 87H172V89H173ZM183 87V86H182ZM195 87H196V85H195ZM230 87V86H229ZM238 87H240V86H238ZM237 87V88H238ZM242 87V86H241ZM73 88V87H72ZM90 88V87H89ZM126 88V87H125ZM129 88V87H128ZM177 88V87H176ZM183 88H185V87H183ZM189 88H190V86H189ZM189 88H188V90H189ZM199 88H197L198 89V92H197V94L199 95V93L201 92H199ZM231 88V87H230ZM247 88V87H246ZM249 88H252V87H248L247 89H249ZM19 89V88H18ZM26 89V87H25V91L27 90ZM74 90H75V88H73ZM114 89H117V88H114ZM134 89V88H133ZM149 91H148V90ZM161 89H162V86H161ZM169 89V88H168ZM179 89H180V87H179ZM196 89V90H197ZM223 89H225V90H223L224 92L226 91V90H228V91H226L227 92V96H228V94L230 93V90L229 89H227V88H223ZM233 89H235V88H233ZM6 90V89H5ZM13 90V89H12ZM19 90H21V89H19ZM29 90V89H28ZM28 90H27V92H28ZM118 90V89H117ZM129 90H130V88H129ZM167 90V89H166ZM171 90V89H170ZM213 90H215V92L213 93ZM251 90H254V89H251ZM256 90H258V89H256ZM8 91L7 92H5V91H3V93L5 92L6 94H3V95H9L8 94ZM119 91V90H118ZM126 91H128V89L126 90ZM134 92H136L135 90H133ZM163 91H165L164 90V88H163ZM162 91V92H163ZM174 91H177V90H174ZM184 91V90H183ZM182 91V92H183ZM185 91H187V90H185ZM231 91H233L234 92V90H231ZM236 91V90H235ZM242 91V90H241ZM22 92H24L23 91V89L21 90V93ZM26 92V93H27ZM107 92V91H106ZM130 92H132L131 90H130ZM172 92H173V90H172ZM180 91L178 90V93L177 94H179V96L182 94V92H180ZM223 92V93H224ZM232 92V93H233ZM249 92V91H248ZM11 93H12V91H11ZM19 93V92H18ZM25 93V94H26ZM82 93V92H81ZM140 93V92H139ZM189 93H192V89H191V91L189 92ZM203 93V92H202ZM211 93H213V94H211ZM235 93V92H234ZM233 93V94H234ZM239 93H240V91H239ZM247 93V92H246ZM16 94H17V92H16ZM30 94H29V92H28V94H26L27 95V97L28 96H30ZM110 94H112V93H110ZM126 94V93H125ZM147 94V93H146ZM159 94V93H158ZM168 94H171V93H168ZM167 94V95H168ZM173 94H175V93H173ZM195 94H196V91H195ZM211 94V95H210ZM220 94H222V92L220 93ZM231 94V93H230ZM245 94V93H244ZM243 94V95H244ZM248 94H250L251 95V93L249 92ZM15 95V92H14V94L12 95V96H14ZM18 95V94H17ZM16 95V96H17ZM23 95V94H22ZM114 95V94H113ZM136 95V97H138L137 95H138V93H136L135 94ZM141 94H139V96H140ZM152 95V94H151ZM166 95V94H165ZM183 95H184V98H185V95H186V97L188 96V97H190V95H188L187 93H185V92H183V94H182V97H183ZM202 95V94H201ZM201 95H199V97L197 96L196 97V100H198V98H201L200 96ZM223 95V94H222ZM224 95L226 96V94L224 93ZM242 95V94H241ZM11 96V97H12ZM16 96H14V97H16ZM84 96H86L85 94H84ZM112 96V95H111ZM116 97H114V99H117V98H121V97H118L117 95H115ZM147 96V95H146ZM144 97V98H146V100H149L150 98H153L154 99V97L153 96H149V97ZM160 97H157V101L158 102H161L162 103V101L161 100H158V98H161V95H159ZM172 96V95H171ZM174 96V95H173ZM175 102L174 101H172L174 104H172L171 105V101L169 102L168 101V104H170V106L172 107L173 106V109H174V105H176V110H177V112L179 113V111H183V108H182V106H183V103H182V105H179L180 103L179 102H181L182 100V98H180V100L181 101H178V98H177V95L175 94ZM192 96V95H191ZM207 96V97H208ZM212 96H213V98H212ZM224 96V97H225ZM264 96V95H263ZM4 97V96H3ZM8 97V96H7ZM19 96H17L16 98H18ZM24 97V101L25 100H28V99H25V96H23ZM23 97H22V99H23ZM87 97V96H86ZM170 97V96H169ZM168 97V98H169ZM193 97V96H192ZM208 97V98H209ZM217 97H221L220 95H219V93L217 92ZM223 97V96H222ZM221 97V98H222ZM230 98L229 99H232L231 101H232V105H233V103H234V100L236 99V97L234 98V100H233V98L232 97H234V96H229ZM242 97V96H241ZM15 98V99H16ZM138 98H140V97H138ZM138 98H136V99H138ZM148 98V99H147ZM164 98V97H163ZM240 98V97H239ZM254 98V97H253ZM9 99V98H8ZM20 99H21V96H20ZM79 99V100H78ZM82 99V98H81ZM114 99H113V101H114ZM141 99H142V95H141ZM140 99V100H141ZM187 100H188V98H186ZM185 99V100H186ZM217 99V98H216ZM227 99H228V97H227ZM243 99V98H242ZM13 101H15L14 99H12ZM11 100V101H12ZM85 100H87V99H85ZM89 100V99H88ZM140 100H137V101H140ZM143 100V99H142ZM140 101V102H144V100L143 101ZM155 100V99H154ZM169 100H171V99H169ZM186 100V101H187ZM190 100V99H189ZM192 100V99H191ZM201 100V99H200ZM200 100H198V101H200ZM207 100V99H206ZM245 100H247V99H245ZM245 100H243V103H244V101ZM249 100V99H248ZM263 100H264V98H263ZM8 101V100H7ZM10 101V102H11ZM21 101V100H20ZM31 101V103H32V106H34V108H31V112H32V109L35 111V106L36 105H34L35 103H34V99H33V102H32V100H30ZM121 101V100H120ZM132 101V100H131ZM136 102V100L134 99L131 103H133V102ZM152 102V104L153 103H155L152 99H150L148 102H149V104ZM183 101H184V99H183ZM193 101H195V100H193ZM209 101V102H210ZM222 101H224V100H222ZM239 102H237V100H236V102H235V105H238V103H240L241 102V100H238ZM258 101H260V100H258ZM16 102L17 101H15V104H16ZM27 102H29V101H27ZM89 103H90V101H88ZM87 101L85 102V103H88ZM128 102H130V101H128ZM134 102V103H135ZM147 102V101H146ZM148 102L146 103V105L148 104ZM190 102V101H189ZM197 102V101H196ZM246 102V101H245ZM253 102V101H252ZM3 103V102H2ZM1 101H0V114H1V109H2V107H1ZM7 103V102H6ZM22 103H24L23 101H22ZM89 103H88V105H89ZM130 103V104H131ZM142 103H141V106L139 107V105H137L136 104V106H138L139 107V109H142L143 110V108H141L142 107ZM178 103V104H177ZM193 103H195V102H193ZM191 104V105H195V104ZM230 103V102H229ZM242 103V104H243ZM247 103V102H246ZM251 103V102H250ZM10 104V103H9ZM8 104V105H9ZM11 104H13L12 102H11ZM20 104V103H19ZM82 104V105H83ZM92 104V103H91ZM147 105L148 106V108L151 110V108L150 107H152L153 105ZM158 104L159 103H157V105L155 104L154 106H158ZM168 104H166V105H168ZM187 104H189L188 102L186 103V107H184L185 109H187L188 107V105ZM198 104V103H197ZM196 104V105H197ZM200 104L201 103H199V106H200ZM214 104V105H213ZM249 104V103H248ZM263 104V103H262ZM3 105V104H2ZM28 105V104H27ZM26 105V106H27ZM134 105V104H133ZM180 106L179 108H177L178 106ZM185 105V104H184ZM195 105V106H196ZM239 105H241V103L239 104ZM238 105V106H239ZM244 105H245V103H244ZM251 105H254V106H257V104L255 105V103H251V104H249L248 106H250V107H245V109L243 108L242 110H244V112H245V110H247L248 108H250V109H252L253 111L258 107L259 108V110H258V113H257V115H258V117H259V115H262V114H260V110H261V113H262V108H264V107H262L261 109H260V105L259 106H257L256 108L255 107H251ZM23 106H25L24 104H23ZM91 106H93V104L91 105ZM132 106V105H131ZM135 106V107H136ZM147 106H146V108H147ZM153 106V107H154ZM159 106H160V104H159ZM193 106H192V109H191V107H190V109L192 110V112L194 113L195 112V110L193 111V109H195V108H193ZM218 106V105H217ZM230 106V105H229ZM238 106H235V107H238ZM4 107V106H3ZM10 107V106H9ZM13 107H14V105H13ZM51 107V108H50ZM88 108H87V110H90L91 111V109H95V108H97V107H95V108H92L91 107V109H90V107L89 106H87ZM133 107V106H132ZM132 107H131V109H132ZM134 107V108H135ZM144 108H145V106H143ZM152 107V108H153ZM166 107V106H165ZM169 107V106H168ZM167 107V108H168ZM225 107H227V106H225ZM235 107H233L232 108V111H231V109L229 110L228 108V112L230 113V114H232V112L234 111L233 109H236L237 110V108H235ZM242 107V106H241ZM12 108V107H11ZM15 108H17V106H15ZM19 108V107H18ZM50 108V109H49ZM84 108V107H83ZM99 108V107H98ZM137 108V107H136ZM136 108H135V110H136ZM145 108V109H146ZM147 108V109H148ZM170 108V107H169ZM181 108H182V110H181ZM198 108H200V107H197L196 109H198ZM203 108V107H202ZM203 108V109H204ZM238 108H240V107H238ZM247 108V109H246ZM257 108V109H258ZM6 109V108H5ZM27 109V108H26ZM30 109V108H29ZM38 110H40V108H37ZM36 109V111H38ZM157 109V108H156ZM184 109V112H181V115H182V113H183V116H189L192 112L191 111H189L188 109V113L190 112V114H187V115H184L185 113H187V111ZM212 109V108H211ZM248 110V111H250L249 113H252L251 112V110ZM12 110V109H8V110H6V112H9L10 113V111ZM17 110V109H16ZM24 110H25V108H24ZM42 110H43V108H42ZM45 110H46V108H45ZM138 110V109H137ZM142 110H138V112L139 111H141V112H143ZM164 110H166V109H164ZM170 110V109H169ZM175 109H174V112L176 111ZM207 110V111H208ZM239 110L240 109H238L237 111L239 112ZM242 110H240V112L242 111ZM264 110V109H263ZM14 111V110H13ZM21 111V110H20ZM23 111V110H22ZM28 111V110H27ZM41 111V110H40ZM39 111V112H40ZM51 111V110H50ZM90 111H88V112H90ZM163 111V110H162ZM168 111V110H167ZM186 111V112H185ZM214 111V110H213ZM17 112H19V111H17ZM26 112V111H25ZM43 112H44V110H43ZM136 113L135 112V115L137 116L138 114V117H143L144 118V115L142 114H140V112L139 113ZM145 112H147V111H145ZM145 112H143V113H145ZM149 112V111H148ZM147 112V113H148ZM169 112L171 113V114H169ZM199 112H200V110H199ZM199 112L197 113V114H199ZM257 112V110L255 111V113ZM8 113V114H9ZM27 113V112H26ZM53 113H51V114H53ZM91 113V112H90ZM90 113H89V115H90ZM94 113H96V112H94ZM94 113H91V115H90V117H92V118H94V115L96 116V114H94ZM164 113V115L165 116H167L165 119H168L167 120V122L166 123H168V121L170 120L169 118H168V116H172L171 118L173 119V118H175V119H173V120H175V122L177 121L176 120V116H178V123L176 122V123H173V125L175 126L174 128H178V126L176 127V124L177 125H184V123L186 122V119H183V117L182 118H179V115H174L175 117H173V115H172V110H170V111H168V112H162L161 114H163ZM166 113H168L167 115H166ZM192 113V114H193ZM228 113V114H229ZM246 113V112H245ZM7 113H6V115H8ZM13 114H14V112H13ZM19 113H15L14 115H16V117L18 118H21V115L20 114H23V112H21L19 115H18ZM32 114V113H31ZM35 114V113H34ZM36 114H39V113H36ZM36 114H35V117H36ZM45 114V113H44ZM43 114V115H44ZM46 114V115H47ZM84 114V113H83ZM97 114H98V112H97ZM134 114V113H133ZM195 114H196V112H195ZM192 115V116H195L196 117V115ZM28 116L27 117H29V115L30 114H27ZM85 115V114H84ZM87 115V114H86ZM88 115V116H89ZM93 115V116H92ZM147 115V114H146ZM152 115V114H151ZM206 115V114H205ZM235 115V114H234ZM233 115V116H234ZM236 115H239V113L238 114H236ZM240 115H242V114H240ZM247 115V114H246ZM250 115V114H249ZM263 115H264V113H263ZM261 116V117H263V119L261 120V118L259 117V119H260V121H258V118H254V119H252L251 118V116H250V119L251 120H249V118H248V116L246 117V118H248V120L246 119V121H244V120H238V119H236V118H233V119H230V120H228L227 122H225V123H222V124H217V125H219L216 129H215V131H214V134H213V137H212V139L210 140L209 138L207 139V141L206 142H209L208 143V145H207V147H206V145L204 146V144H202V143H206V142H201V140H202V138H200L201 140H200V142H199V144L200 145H203L204 147H203V150H202V148H200L201 150H202V153H203V151H206V153L207 154H209V156H210V162H212V163H210V167H211V164H220L221 162H222V160H220L219 159V157L221 156V155H219V153L221 154V153H223V151L225 150V151H227V152H231V151H238V149L240 148V144H244V145H242L241 146V152H242V148H244L243 146H246V147H248V146H250L251 145V148H252V150H250V152H251V155L254 153V157H255V160H253L251 157H247L246 159L244 158L243 159V161H239L237 158H236V156L233 158L232 157V159H230L228 162H227V168H228V170L226 171L225 169H223L224 170V174L226 173L227 174V176H226V178L227 179H230L229 181H232L233 182V184H235L236 185V183H234V179H236V178H240L241 180H242V182H245L244 180H243V178H241V176H243L244 177V179H245V176L247 177V174L249 175L248 177H247V180L248 181H250L249 179V177H253V179H254V173H247V171L245 172V174L246 175H244L243 174V170L245 171V166H250V165H252V163L254 162V161H256V162H263L264 161V155L262 154V155H259V152H258V155H255V152H254V150L255 151H257L258 149H256L257 147H258V145L259 144H261L260 146H262V142H264V116ZM4 116V115H3ZM25 116H26V114H25ZM25 116H24V119H25ZM31 116H33L34 117V115H31ZM30 116V117H31ZM38 117H40V116H42V113H41V115L39 114V115H37ZM123 116L121 117L122 119H123ZM132 116V115H131ZM136 116H134V117H136ZM191 116V115H190ZM191 116V117H192ZM203 117H204V115H202ZM4 117H7V116H4ZM11 116H8L7 118H10ZM15 116H14V118H16ZM26 117V118H27ZM38 117H36V119L38 118ZM42 117H44V116H42ZM41 117V119L43 120V118ZM48 117V118H49ZM86 117V116H85ZM150 118V117H148V115L147 116H145V118ZM185 117V118H186ZM199 117V116H198ZM201 117V116H200ZM203 117H202V119L201 120H203ZM205 117H207V116H205ZM218 117V116H217ZM46 118H47V116H46ZM92 118H90L91 120H94V119H92ZM99 118V117H98ZM145 118H144V120H145ZM157 118V117H156ZM155 118V123L157 122V121H160L161 123H160V125L161 124H163L164 123V117H163V120H157ZM223 118H226V117H224L223 116ZM223 118H217V119H215V121H218V120H220V119H223ZM4 119V118H3ZM11 119H13V118H11ZM35 118H33V120H34ZM40 119V118H39ZM102 119H103V117H102ZM132 119H135V118H132ZM132 119H131V122L135 125V123H134V121H132ZM138 119H140V118H138ZM142 119V118H141ZM152 120H153V117L151 118ZM151 119H149V120H151ZM182 120L183 119V122H184V120H185V122L184 123H181V121L180 120ZM191 119V118H190ZM194 119H196V118H194ZM210 119V118H209ZM257 119V120H256ZM6 120V119H5ZM8 120V119H7ZM6 120V122H8L9 123V121H11L10 119H9V121H7ZM21 120V119H20ZM19 120V121H20ZM33 120H31V121H33ZM45 120H47V119H45ZM50 120V119H49ZM125 119H123V121H124ZM143 119H142V121H140L141 123L139 124V126L141 125L142 127L144 126V133L143 134H141L142 136H141V138H142V140H144L143 139V135L144 136H146V138L148 139V137H147V135L149 134L148 132H150V130H151V128H153V125H154V123H153V125H152V123L150 124L151 126H149L148 124V122L145 120V123L147 124V126L150 128H147L146 127V124L144 123V125H142V122L144 121ZM148 120V121H149ZM152 120L150 121V122H152ZM189 120V119H188ZM3 121V120H2ZM14 121V122H13ZM13 125H12V128H11V132L10 131H8L7 130V126H9V128L11 127V125H4V124H7L5 121H4V124L2 125L1 123H0V264H64L65 263V261H66V258H67V256H68V258H67V260L69 259V258H71V260H70V264H75L74 263V261L76 260V261H78V264H139V263H142V264H149V263H155V262H157L156 264H158V262L160 261L161 262V264L163 263V264H212L213 262H215V260L213 261V260H211V256H209V255H211V254H209L207 251H204V250H206V248L205 249H202V247H204V245L201 247L200 245L201 244H199L197 241H195V239L194 240H192V239H188L187 238V236L185 237L182 233H181V231L179 230V227L176 225V224H174L173 222H171V221H169L168 219H165V218H162V216L160 217H157V215L156 216H154V214H153V210H152V205H153V202H152V200H153V196H152V194L154 195V193H153V191L155 190V188H154V190H153V187H146V186H144V188L142 187H139V186H142V183H143V185L145 184V181L143 180L145 177H143V176H141L140 174H139V171H140V169H141V165H142V163H141V160L142 159H144L146 156H148V155H145L144 156V149H148V147L150 146V145H148L149 143H154L155 141H157L156 139H154L152 136H154V137H156L158 134H160V135H158L157 137L158 138H160V140H161V142L163 141L162 139H161V134L162 133H158V131H157V129L158 130H160L161 131V129H159V128H156V131H154L155 133H158V134H155L152 130L154 129L155 130V128H153L152 130H151V132H150V134H149V139H148V141H150L151 139L152 140H154V141H150V142H148V144H147V142H146V145H148V146H143V145H145V142L143 143L142 142V140H141V138H140V134L137 132V131H133L132 130V132H131V129L132 128H128L127 130H128V132H131V133H133L134 132V134H135V132H137L138 134H139V136H138V143L137 142H135V144H130V145H121V141L123 140V137H124V134L126 133H122L123 134V137H122V140H120V146H119V148L118 149H111V148H113L112 146H114L115 145V143H114V145H112L111 146V148L109 147V138H107L106 136V138H107V145L106 146H108V149L109 150H116V154L115 155H119L118 157L117 156H115V158L117 157V160L118 161H115V159H114V157L112 158L115 162H117V164L115 165L116 167H120V168H116V169H119V170H117V172L119 171H123V172H120V173H118L119 175H121L122 176V178L125 180V184H126V186H124L125 188H124V192H122L123 194L125 193V199H127V200H121L120 199V196L118 197L117 195H110L111 193H108V194H104V195H100V187H101V185H100V187H93L92 186V184H93V182H98L99 181V179L98 178H100V175H104V174H101V169H100V163H97V162H94L93 163V158L94 157H91L90 155H86L83 151H85L84 149H82V147L83 146H85L84 144H83V146H82V143H81V146H79V150L80 151H77V154H78V156H79V154H81L80 155V157H77L78 159H77V163L76 162H74V159H75V156L73 155V157L70 159V158H67V159H70L71 160V162L69 161V163H67V161H64L63 160V162L62 161H60V158H61V156H62V154H59V152L60 151H64V152H66V150L65 149H63V150H61L60 148H56V145H54L53 144V142H55V141H53V139L52 138H56L57 137V139L59 140V136L62 134V132H61V127H57V126H55L54 125V123H53V121H51V124H52V127H53V125L55 126V127H57L56 129L54 128V132L56 133H54L53 131V133L51 132L50 134V136H49V139H48V137L47 138H45L43 135H46L44 132H43V130H40L41 129V127L43 126V125H45L44 124V122L46 123V121H44V122H42L43 123V125H41L39 122L41 121H39V122H35L33 125L34 126H31L32 125V123H31V125L29 124V123H25V124H29L30 125V127H35L36 128V130L34 131V132H31V133H28L27 132V130L25 131V133H26V135L25 134H23V128H22V126H23V124L21 125H18L17 127L16 126H14V124L16 123L15 121L16 120H14L13 119ZM24 121V120H23ZM27 121H28V119H27ZM38 121V120H37ZM48 121V120H47ZM118 121H119V119H118ZM139 121V120H138ZM192 121H194V120H192ZM196 121H197V119H196ZM196 121H195V123H196ZM25 122V121H24ZM30 122V121H29ZM34 122V121H33ZM94 121H92V123H93ZM96 122V121H95ZM95 122L93 123L94 125H95ZM104 122H105V120H104ZM18 123V122H17ZM20 123V122H19ZM47 123H49V122H47ZM46 123V124H47ZM89 123H91V122H89ZM99 123V125L102 123H100V121L98 122L97 121V124ZM123 123V122H122ZM121 122H119V126L121 127L120 128V130H123L122 128L123 127H125V123H124V126L122 127L121 126V124H122ZM181 123V124H180ZM50 124V125H51ZM62 124H64V123H62ZM61 124V125H62ZM96 124V125H97ZM202 124V123H201ZM92 125V124H91ZM94 125H93V127H94ZM95 125V126H96ZM99 125H97L98 126V128L100 129V131H102V134H104L105 132L103 131V130H101V127H99ZM106 125V124H105ZM118 125V124H117ZM134 125L132 126V127H134ZM138 125V124H137ZM156 125H158L157 123H156ZM156 125H154L155 127H156ZM181 125V126H182ZM26 126V125H25ZM46 126H48L49 127V124L48 125H46ZM46 126H44V128L46 127ZM59 126V125H58ZM65 126V125H64ZM63 126V127H64ZM90 126V125H89ZM129 126V125H128ZM140 126V127H141ZM190 126V125H189ZM212 126H214V122H213V124L212 125H210V127H208V129L211 131V127ZM24 127V126H23ZM28 127V126H27ZM52 127H50V128H52ZM68 126H66V128H67ZM88 127V126H87ZM107 127V126H106ZM136 127V126H135ZM193 127V126H192ZM191 127V128H192ZM216 127V126H215ZM34 128V129H35ZM49 128V129H50ZM90 128H91V126H90ZM89 128V129H90ZM113 128H114V126H113ZM168 128V127H167ZM169 128H170V126H169ZM183 128H185V126H183ZM189 128V127H188ZM188 128L187 129H184L186 132H184V131H182L181 130V132H184L185 133V135H186V133L187 132H189V130H188ZM202 128V127H201ZM200 128V130L202 131L203 130V128L201 129ZM207 127H205V132H206V134L208 133V132H210L208 129H206ZM28 129H30V128H28ZM46 129V128H45ZM57 129H60V131H58ZM88 129V128H87ZM94 130H98L97 129V127L96 128H93ZM145 129H149V131L148 132H146L145 133ZM182 129V128H181ZM25 130V129H24ZM31 130V129H30ZM30 130H28L29 132H30ZM66 130V129H65ZM92 130V129H91ZM91 130H90V132H91ZM107 130H108V128H107ZM111 130H112V128H111ZM114 130V129H113ZM117 130V129H116ZM118 130H119V127H118ZM126 130V131H127ZM130 130V131H129ZM136 130V129H135ZM168 131H166L165 132V134L163 135V137L162 138H166L163 142H162V144H163V146L165 145V147L167 146L168 148H169V143L171 142L172 143V138L170 139L171 141L169 142V139L167 138L168 137V135H169V138H170V134L171 133H169V132H172L170 129H167ZM188 130V131H187ZM191 130H193V129H191ZM191 130H190V133H191ZM197 130V124H196V129H195V131ZM199 130V131H200ZM207 130H208V132H207ZM45 131H49V130H45ZM62 131H64V128L62 129ZM115 131V130H114ZM143 131V130H142ZM147 131V130H146ZM159 131V132H160ZM200 131V132H201ZM13 132V133H12ZM42 132L44 133V134H42ZM58 132L59 133H61L60 135H58ZM98 132V131H97ZM108 132V131H107ZM113 132V131H112ZM122 132H124V130L122 131ZM128 132L125 134V137H126V135L128 136L129 134H128ZM173 132H175V131H173ZM199 132V134H201ZM65 133H66V131H65ZM65 133H64V135H65ZM116 133V132H115ZM136 133V134H137ZM151 133H153V135H151ZM163 133H164V131H163ZM178 134L180 133L179 132V130H178V132H177ZM183 133V134H184ZM48 134H49V132H48ZM55 134V135H54ZM89 134H93V132L92 133H89ZM100 135V136H97V137H99V141L101 140L100 139V137L101 138H104V141H103V139L101 140V141H103V142H101V144L102 143H104V145H105V137H104V135ZM113 134V133H112ZM121 134V135H122ZM147 134V135H146ZM183 134H181V135H183ZM63 134L61 135V136H64ZM98 135H99V132H98ZM109 137L111 138V134H110V132H109ZM114 135H116V134H114ZM151 135V136H150ZM185 135L183 136V138L185 137ZM188 135L189 134H187V136H186V138L188 137ZM208 136L207 137H209V134H207ZM89 136H91V135H89ZM93 136H95V135H93ZM132 136V135H131ZM167 136V137H166ZM176 136H180V135H176ZM200 136V135H199ZM15 137V138H14ZM51 137V138H50ZM59 137V138H58ZM66 137H68V135L66 134ZM133 137V136H132ZM152 137V138H151ZM181 137V140L180 139H178V140H176L175 138V140L176 141H179V142H181L182 141V136H180ZM54 138V139H55ZM69 138H71V137H69ZM91 138V137H90ZM134 138V137H133ZM56 139V140H57ZM61 140L60 141H62V137L60 138ZM63 139H64V137H63ZM67 139V138H66ZM125 139V138H124ZM146 139V140H147ZM189 140L190 139H192L191 138V134L189 135V138H188ZM57 140V141H58ZM71 140V139H70ZM69 139L67 140L68 142L70 141ZM95 140H97L96 138H95ZM113 139H111V141H112ZM137 140V139H136ZM183 140H185V138L183 139ZM209 140V141H208ZM64 141V144H66L65 143V141L66 140H63ZM89 142H90V140H88ZM119 141V140H118ZM132 141H135V140H132ZM191 142H193L192 144H196V143H194L195 142V138H194V140L192 141V140H190ZM190 141H188V144L186 143V145H190L189 144V142ZM67 142V143H68ZM81 142H82V140H81ZM85 142V141H84ZM83 142V143H84ZM113 142H114V140H113ZM128 142V141H127ZM130 142V141H129ZM158 142H159V140H158ZM161 142H159V143H161ZM178 142V143H179ZM197 142V141H196ZM59 143V142H58ZM71 143V142H70ZM72 143H74V140H73V142ZM96 144H98L97 142H95ZM136 143L139 145H136ZM86 146L85 147H87L88 146V144L89 143H87L86 142ZM100 144V143H99ZM100 144V145H101ZM113 144V143H112ZM154 144H157V142L156 143H154ZM161 144V145H162ZM182 144V143H181ZM77 145H80V144H77ZM103 144H102V146H104ZM119 145V144H118ZM194 145H192V146H194ZM252 145H255L256 146V148H255V146H252ZM263 145H264V143H263ZM60 146H63V144L61 145V143H60ZM155 147H156V145H154ZM69 147V146H68ZM67 146L65 147V148H68ZM73 147V146H72ZM94 147V146H93ZM97 147H99V146H97ZM146 147V148H145ZM152 146H150V148H151ZM154 147V148H155ZM159 147V146H158ZM164 147V148H165ZM197 147V146H196ZM200 147V146H199ZM206 147V148H205ZM245 147V148H246ZM70 148V147H69ZM69 148H68V150H69ZM89 148V147H88ZM100 148H102V147H100ZM144 148V149H143ZM153 148V147H152ZM154 148H153V151H151L150 153H155L156 155H158L157 153L158 152H161V154H163L162 153V149H164V148H161V146H160V148H161V150L159 149V148H157V149H159V150H156V152L154 151ZM171 148H173L174 149V158L176 157V156H180V154H184L181 150L183 149H178V145L177 144H172L171 145ZM191 148V147H190ZM195 147H193L192 149H194ZM204 148H205V150H204ZM228 148V149H227ZM238 148V149H237ZM250 148V149H251ZM255 148V149H254ZM260 149H261V147H259ZM70 149H75L74 147L73 148H70ZM107 149V148H106ZM104 150V152L106 153V151L107 150ZM146 149V150H147ZM170 149V148H169ZM168 149V150H169ZM235 149V150H234ZM237 149V150H236ZM239 149V150H240ZM248 149H249V147H248ZM254 149V150H253ZM259 149V150H260ZM262 149H264V147L262 148ZM57 150L59 151L58 152V154H57ZM78 150V149H77ZM92 150V149H91ZM149 150V149H148ZM245 150V149H244ZM150 151V150H149ZM158 151V152H157ZM164 151H167V149L165 150L164 149ZM194 151V153H196L197 152V150H193ZM196 151V152H195ZM252 151H253V153H252ZM69 152H70V150H69ZM74 151H72V153H73ZM97 152V151H96ZM98 152H100V151H98ZM103 152V150H102V153L103 154H105ZM108 152V151H107ZM110 152V151H109ZM146 152H148V151H146ZM172 152V151H171ZM171 152H170V154H171ZM199 152H200V150H199ZM246 152H248V150H246ZM245 151L244 152H242L241 154L243 155V154H245L246 153ZM250 152H249V155H250ZM261 152H262V150H261ZM56 153V154H55ZM68 155H66V156H69L70 154L72 155V153H68V151L66 152ZM65 153V154H66ZM111 153V152H110ZM263 153V152H262ZM64 154V155H65ZM76 154V155H77ZM82 154H84L83 156H82ZM94 155H95V153H93ZM147 154H149V152L147 153ZM160 154V153H159ZM200 154H201V152H200ZM204 154V153H203ZM238 154H240L239 152H238ZM241 154H240V157H241ZM256 154H257V152H256ZM107 155H111V154H107ZM189 155V154H188ZM248 155V154H247ZM248 155V156H249ZM104 156V155H103ZM160 156H163V155H160ZM181 156H183V155H181ZM196 156H197V153H196ZM209 156H203V157H206V158H208ZM231 156V155H230ZM70 157V156H69ZM107 157V156H106ZM144 157V158H143ZM157 157V156H156ZM192 159L193 160H195L194 159V156L192 155ZM228 157H229V155H228ZM244 157H246V156H244ZM120 158V159H119ZM162 158H164V157H162ZM161 158V159H162ZM171 158V157H170ZM174 158H173V160H174ZM180 158V157H179ZM178 158V159H179ZM202 158V157H201ZM238 158H239V156H238ZM65 159V158H64ZM97 159V158H96ZM102 159H104V158H102ZM101 159V160H102ZM106 159V158H105ZM110 159V158H109ZM139 159V160H138ZM158 159V158H157ZM241 159H242V157H241ZM73 160V161H72ZM76 160V159H75ZM113 160L111 161V162H113ZM119 160H120V162H119ZM156 160V159H155ZM155 160H154V163H156L155 162ZM163 160V159H162ZM162 160H161V162H160V158H159V162L158 163H162ZM177 159H175V161L172 163V166L174 167V169H179V168H181V167H186V166H189V164H190V162H189V160H188V157H187V155L186 156H183V160H184V163L183 164H180V162L178 163V161H176ZM226 160V159H225ZM158 161V160H157ZM164 161L166 162V159H164ZM208 161H209V158H208ZM74 163V165L76 166V168H72V169H74V170H76V171H74V170H71V167H73L74 165L73 164H71V163ZM109 161H107V163H108ZM146 162V161H145ZM153 162V161H152ZM151 161H147V163L148 164H146V163H143V165L144 166H148L149 165V168L151 167L150 166V164H154V163H152ZM169 162V161H168ZM205 162H207V160L206 161H203V164L205 163ZM226 162V161H225ZM255 162V163H256ZM102 163V162H101ZM104 163V162H103ZM110 163V162H109ZM120 163V165L122 166H117L118 164ZM137 163L139 164V165H137ZM150 163V164H149ZM70 164V166L68 167V165ZM157 164V163H156ZM163 164L164 163H162L161 164V167L163 166ZM166 164H168V163H166ZM166 164H164V167H165V165ZM193 164V163H192ZM207 165H209L208 164V162L206 163ZM205 164V165H206ZM263 164V163H262ZM61 165L62 166H64L65 167V169H68L69 171H73L74 173H75V177H76V181H75V183H74V186H69L68 185V183H66L67 185H65V184H63L62 186H61V184H58L57 186H53L52 185V183H53V181H56L57 183H59L60 182V180H61V178L60 179H58V178H56V175L57 174H59L58 172L56 173V171H62V168H61V170H59L60 169V167H61ZM158 165H160V164H158ZM223 165H225V164H223ZM256 165H257V163H256ZM256 165L254 164V165H252V169H254V166L256 167ZM264 165V164H263ZM262 165V166H263ZM67 166V167H66ZM74 166V167H75ZM114 166V165H113ZM139 166V167H138ZM154 167H155V164L153 165ZM215 166V165H214ZM221 166V165H220ZM259 166V165H258ZM64 167H63V169H64ZM161 167H159V168H161ZM164 167H162L163 169H164ZM169 167L170 168H172L171 166H170V164H169ZM206 166H204L203 165V169H208L207 167H209V166H207L206 168H205ZM217 167H218V165H217ZM241 167H243V169H241ZM264 167V166H263ZM262 167V168H263ZM105 168V167H104ZM145 168V167H144ZM165 168H167V167H165ZM190 168H191V166H190ZM193 168V167H192ZM201 168V167H200ZM214 168V167H213ZM219 168V167H218ZM224 168H226V165H225V167ZM226 168V169H227ZM94 169H96L95 171H94ZM115 169V170H116ZM138 169H139V171H138ZM152 169V168H151ZM183 168H181L180 169V171L182 170ZM256 169V168H255ZM67 170V171H68ZM112 170H114V169H112ZM153 170V169H152ZM159 170V169H158ZM171 170H173V169H171ZM192 170V169H191ZM190 170V171H191ZM210 170V169H209ZM246 170H247V168H246ZM64 172L66 171V170H63ZM106 171H108V170H106ZM142 171V170H141ZM149 171H151V170H149ZM160 171V170H159ZM166 171V170H165ZM208 171V170H207ZM212 171V170H211ZM221 171V170H220ZM249 171V170H248ZM257 171H258V168H257ZM111 172V171H110ZM113 173H110V174H114V171H112ZM143 172H148V171H143ZM153 172V171H152ZM183 172V171H182ZM200 172H201V170L199 171V174L198 175H200ZM252 172H255V171H252ZM106 173V172H105ZM142 173V172H141ZM155 173V172H154ZM153 173V174H154ZM159 173V172H158ZM158 173H156V174H158ZM180 173V172H179ZM188 173V172H187ZM210 173V172H209ZM212 173V172H211ZM219 173H221V172H219ZM256 173H259V176L256 178V180H255V189H254V191H252V192H254V194H252L251 196H250V194H249V196L250 197H247L245 194H244V192L241 190V187H242V185L243 184H241V183H237L238 184V186H239V188H235L234 187V189H233V191L232 192H234V194L235 195H237L238 197H237V199L240 197L241 199H242V203H241V206H242V204H243V206L245 207V208H247L248 210L250 209H252V211L254 212L253 213V215H254V218L256 217L257 218V221H259V224H258V226H260L259 228L260 229H254V227L252 228V229H248L249 230V232H248V234H247V232H246V235H248L246 238H249V236H250V238L251 239H255V241H256V243H255V245L254 244H252L251 242H252V240L249 242V248H253L255 251H256V254H257V257L256 256H253L252 255V253H250L248 250H246V252L244 251V252H242V248L240 249V250H238V252H234L235 251V249L234 250H231V252L234 254V255H232L231 254V252L229 253V254H231V255H229V256H226V255H224L225 257V260H224V262H229V264H264V213H262L260 210H259V208L260 207H263L262 205H258L259 206V208L257 207V202H260L261 203V201L264 199V171H259V172H256ZM109 174V175H110ZM117 174V173H116ZM115 174V175H116ZM151 174V173H150ZM182 174V173H181ZM193 174H194V170H193ZM196 174V173H195ZM214 174V173H213ZM212 174V175H213ZM222 174V173H221ZM60 175V174H59ZM63 176H67V172L66 173H64V174H62ZM140 175V176H139ZM174 175V174H173ZM177 175V174H176ZM251 175V176H250ZM253 175V176H252ZM258 175V174H257ZM58 176V175H57ZM156 176V175H155ZM166 176V175H165ZM175 176V175H174ZM186 176V175H185ZM196 176V175H195ZM59 177H61V176H59ZM109 177V176H108ZM112 177V176H111ZM115 177V176H114ZM117 178H118V175L116 176ZM184 177V176H183ZM182 177V180L184 179V178H186V177H184L183 178ZM221 177V176H220ZM64 178V177H63ZM62 178V179H63ZM169 178V177H168ZM178 178V177H177ZM238 178V179H239ZM102 179V178H101ZM116 179V178H115ZM122 179V180H123ZM152 179V178H151ZM158 179V178H157ZM187 179V178H186ZM186 179H184L185 181H187ZM198 179V178H197ZM197 179H195V180H197ZM202 179V178H201ZM227 179H225V180H227ZM233 179V180H232ZM238 179H236V181L235 182H237L238 181ZM64 180V179H63ZM66 180V179H65ZM68 180H69V183L73 180H70V178L68 177ZM67 180V181H68ZM114 180V179H113ZM176 180V179H175ZM178 180V179H177ZM192 180V179H191ZM252 180V179H251ZM254 180H253V182H254ZM120 181H121V179H120ZM157 180H155V182H156ZM173 181V180H172ZM171 181V182H172ZM208 181H211V180H209L208 179ZM107 182V181H106ZM113 182V181H112ZM115 182V181H114ZM118 182H119V180H118ZM122 182V183H123ZM154 182V183H155ZM180 182H182L181 180H180ZM197 182V181H196ZM206 182H207V180H206ZM215 182V181H214ZM224 182V181H223ZM227 182V181H226ZM238 182H241V181H238ZM104 183H105V181H104ZM110 183V182H109ZM123 183V184H124ZM188 183V182H187ZM205 183V182H204ZM204 183H203V185H204ZM211 183H213V182H211ZM250 183L251 182H249V185H250ZM77 184V185H76ZM116 184V183H115ZM117 184H119V183H117ZM180 184V183H179ZM197 184V183H196ZM206 184H208V183H206ZM205 184V185H206ZM233 184H231V185H233ZM240 184H241V186H240ZM114 185V184H113ZM122 185V184H121ZM177 185V184H176ZM204 185V186H205ZM210 185V184H209ZM212 185V184H211ZM223 185V184H222ZM229 185H230V183H229ZM245 185V184H244ZM246 185H248V183H246ZM115 186V185H114ZM167 186V185H166ZM170 186V185H169ZM182 186V185H181ZM190 186V185H189ZM194 186L196 187V185L194 184ZM219 187H220V185H218ZM237 186V187H238ZM113 187V186H112ZM117 187H119V186H117ZM177 187H178V185H177ZM209 187V186H208ZM225 187V186H224ZM223 187V188H224ZM250 187H253L252 186V183H251V186ZM104 188V187H103ZM122 188V187H121ZM141 188V189H140ZM204 188V187H203ZM222 188V189H223ZM228 188H229V190H231L232 188H233V186H232V188L231 187H227V189L225 190V191H227L228 190ZM231 188V189H230ZM242 188H244V187H242ZM100 189V190H99ZM139 189L140 190H142V191H140V194H139ZM210 189V188H209ZM212 189V188H211ZM216 189V188H215ZM217 189H219V188H217ZM225 189V188H224ZM246 188H244V190H245ZM109 190H112V189H109ZM118 190V189H117ZM174 190V189H173ZM182 190V189H181ZM185 190V189H184ZM206 191H207V189H205ZM205 190H203V192L205 191ZM214 190V189H213ZM221 190V189H220ZM219 190V191H220ZM251 190V189H250ZM249 189H248V191H250ZM252 190H253V188H252ZM58 191H59V193H58ZM70 191V192H69ZM107 191V190H106ZM187 191V190H186ZM200 191V190H199ZM108 192V191H107ZM110 192V191H109ZM114 192V191H113ZM112 192V193H113ZM115 192H116V190H115ZM192 192V191H191ZM210 192V191H209ZM217 192V191H216ZM231 191H229V192H227L228 194L230 193ZM245 192H247V190H245ZM179 193V192H178ZM186 193H188V192H186ZM194 193V192H193ZM219 193V192H218ZM226 193V194H227ZM174 194H175V192H174ZM184 194H185V192H184ZM209 194V193H208ZM224 194V193H223ZM232 194V193H231ZM233 194V195H234ZM194 195V194H193ZM197 195V194H196ZM201 195V194H200ZM205 195H207V193L205 194ZM215 195H217V196H219L217 193H215ZM175 196V195H174ZM203 196V195H202ZM221 197H223V195H220ZM224 196H225V194H224ZM229 196V195H228ZM199 197V196H198ZM205 197H207V196H205ZM208 197H209V195H208ZM212 197H213V195H212ZM236 197V196H235ZM261 197H262V200L261 201H258L259 200V198L261 199ZM200 198V197H199ZM211 198V197H210ZM225 198V197H224ZM173 199V198H172ZM193 199V198H192ZM198 199V198H197ZM216 199V198H215ZM217 199H219V198H217ZM230 199V198H229ZM231 199H234V197L233 198H231ZM202 200V199H201ZM157 201V200H156ZM205 201V200H204ZM231 201H233V200H231ZM235 201H238V200H235ZM241 201V200H240ZM141 202V203H140ZM209 202V201H208ZM217 202V201H216ZM219 202V201H218ZM217 202V203H218ZM239 202V201H238ZM182 203H184V202H182ZM188 203V202H187ZM190 203V202H189ZM191 203H192V201H191ZM216 203V204H217ZM226 203H227V201H226ZM260 203H258V204H260ZM264 202H262V204H263ZM179 204H181L180 202H179ZM206 204H208V203H206ZM220 204V203H219ZM228 204H229V202H228ZM239 204H240V202H239ZM139 205H141V206H139ZM224 205V204H223ZM226 205V204H225ZM182 206V205H181ZM180 206V207H181ZM189 206H190V204H189ZM209 206V205H208ZM222 206V205H221ZM227 206V205H226ZM225 206V207H226ZM233 206V205H232ZM236 206H237V202H236ZM235 206V207H236ZM240 206V205H239ZM257 207V211L255 210V208L254 207ZM183 207H185V205L183 206ZM187 207V206H186ZM195 207H196V204H195ZM212 207V206H211ZM210 207V208H211ZM227 207H229V206H227ZM164 209L166 208V207H163ZM188 208V207H187ZM216 208V207H215ZM238 208V207H237ZM236 208V209H237ZM154 209V208H153ZM163 209V210H164ZM181 209V208H180ZM207 209V208H206ZM205 209V210H206ZM240 209V208H239ZM262 209V208H261ZM162 210V211H163ZM169 210V209H168ZM186 210V209H185ZM238 210V209H237ZM248 210H246V211H248ZM249 210V211H250ZM161 211V212H162ZM183 211V210H182ZM196 210H194V212H195ZM208 211L209 210H207V213H208ZM218 211H220V210H218ZM227 211V210H226ZM241 211V210H240ZM140 212H142L143 214H144V216L145 217H148V221L147 222H141V223H139V220H140V217H141V213ZM160 212V211H159ZM213 212V211H212ZM211 212V213H212ZM224 212V211H223ZM222 212V213H223ZM164 214H166L165 212H163ZM162 213V214H163ZM184 213H186L185 211H184ZM206 213V214H207ZM215 213V212H214ZM222 213L220 214V215H222ZM224 213H226V212H224ZM223 213V214H224ZM228 213H230V212H228ZM238 213V212H237ZM236 212H235V214H237ZM244 213H245V209H244ZM252 213V212H251ZM251 213L249 214V215H247L246 216V219L250 216L251 217ZM196 214V213H195ZM200 213H198L197 214V216L199 215ZM239 215V214H238ZM242 215V214H241ZM244 215V214H243ZM246 215V214H245ZM169 216H170V214H169ZM187 216V215H186ZM204 216V215H203ZM164 217V216H163ZM215 217H217V216H215ZM235 217V216H234ZM167 218V217H166ZM194 218V217H193ZM192 218V219H193ZM200 218V217H199ZM198 218V219H199ZM223 218V217H222ZM227 218V217H226ZM236 218H238V217H236ZM241 218V217H240ZM244 218V217H243ZM187 218H185V220H186ZM206 219V218H205ZM231 219V218H230ZM242 219V218H241ZM240 219V220H241ZM245 219V218H244ZM249 219V218H248ZM251 219V218H250ZM194 220V219H193ZM252 220V219H251ZM255 220V219H254ZM199 221H200V219H199ZM229 221V220H228ZM235 221V220H234ZM249 221V220H248ZM248 221H246V223L248 222ZM186 222V221H185ZM211 222V221H210ZM225 222V221H224ZM236 222H237V220H236ZM240 222V221H239ZM252 222V221H251ZM256 222V221H255ZM216 223V222H215ZM218 223V222H217ZM241 223H243V222H241ZM250 223V222H249ZM193 224V223H192ZM222 224V223H221ZM234 224V223H233ZM239 224V223H238ZM245 224V223H244ZM248 224V223H247ZM251 224V223H250ZM250 224H249V226H250ZM224 225V224H223ZM228 225V224H227ZM252 225V224H251ZM255 225V224H254ZM197 226V225H196ZM209 226V225H208ZM217 226V225H216ZM235 226V225H234ZM236 226H238V225H236ZM234 227V228H237V227ZM242 226V225H241ZM245 226H246V224H245ZM227 227V226H226ZM240 227V226H239ZM251 227V226H250ZM221 228V227H220ZM249 228V227H248ZM139 229H141V231H142V235H143V239H142V242H140L139 243ZM215 229V228H214ZM245 229H247L246 227H245ZM231 230H234V229H231ZM239 230V229H238ZM201 231V230H200ZM199 231V232H200ZM204 231H206L207 232V230H204ZM215 231V230H214ZM236 231V230H235ZM245 231V230H244ZM247 231V230H246ZM183 232V231H182ZM194 232V231H193ZM201 233H202V231H201ZM208 233H210V232H208ZM232 233V232H231ZM69 234L72 236L71 238H70V240H69V238L67 239H65V237H68L69 236ZM204 234H207V233H204ZM203 234V235H204ZM211 234V233H210ZM243 234V233H242ZM200 235V234H199ZM237 235H238V233H237ZM205 236V235H204ZM203 236V237H204ZM207 236H208V234H207ZM209 236H211V235H209ZM243 236H244V234L242 235V240H241V236L238 238V239H240V242H239V240H238V242H237V248H239V244L241 245V241H243ZM195 237V236H194ZM215 237V236H214ZM214 237H213V239H214ZM230 237V236H229ZM245 237V236H244ZM206 238V237H205ZM225 238H226V236H225ZM62 239H64V243H65V249L63 248V244L64 243H62V245H61V242L63 241ZM236 239V238H235ZM245 239V238H244ZM258 240V241H257ZM236 241H237V239H236ZM246 242H248L247 240H245ZM254 241V240H253ZM254 241V242H255ZM201 242H203V241H201ZM204 243V242H203ZM226 243V242H225ZM243 243V242H242ZM206 245V244H205ZM209 245H211V244H209ZM60 246H61V249H60ZM216 246V245H215ZM139 247H141V248H143V250H140L139 249ZM183 247V248H182ZM206 247H207V245H206ZM232 247H233V245H232ZM231 247V248H232ZM243 247V246H242ZM246 247V246H245ZM66 248H71V250H73V253H75V258H74V256L69 252V251H67V250H69V249H66ZM182 248V249H181ZM230 248V247H229ZM249 248H247L246 247V249H249ZM61 250V251H60ZM64 250H66V254H64L65 253V251H64V253H63V251ZM222 250H225V249H222ZM244 250V249H243ZM216 251V250H215ZM228 251H230V250H228ZM248 251V252H247ZM60 252V253H59ZM62 252V253H61ZM67 252H69L70 253V255L73 257H71V256H69V255H67ZM226 252V251H225ZM216 253V258L218 257V253L217 252H215ZM207 254H209V255H207ZM220 254V253H219ZM62 257H60V256ZM65 257V259H63ZM212 257H214V256H212ZM220 258H223L222 257V255L220 254ZM64 261H63V260ZM78 259V260H77ZM215 259V258H214ZM72 261V262H71ZM75 261V262H76ZM219 261H221V259H219ZM67 263L66 264H69L68 262L69 261H66ZM215 263H217V262H215ZM160 264V263H159ZM221 264V263H220ZM222 264H225V263H222ZM227 264V263H226Z\"/></svg>","mask_w":264,"mask_h":264},{"label":"rangeland","instance_id":"obj_2","mask_svg":"<svg viewBox=\"0 0 264 264\" xmlns=\"http://www.w3.org/2000/svg\"><path fill=\"white\" fill-rule=\"evenodd\" d=\"M86 1V2H85ZM94 1H96L94 4H91V3H93ZM160 1V2H159ZM168 1V2H167ZM173 1V2H172ZM179 1L180 2H182V4H180L179 3ZM191 1V2H190ZM194 0H183V1H181V0H147V2H146V0L144 1V0H137V3H138V6L139 7H137L136 9H135V6H132V5H135L136 4V0L134 1V0H132V1H130V3L129 4H131L132 3V5H129V6H132V8L131 9H133L132 11H131V9H129L130 7L128 6V7H126V8H124V9H129V11H128V13H135L134 12V10L135 11H138L137 13H140V14H131L132 16L130 17V15H128V16H126L124 13V19H121V18H123L122 16H123V14H122V12H121V14L120 15H117V12L115 11V12H113L112 13V11H111V13H109V15H108V10L106 11L105 9H107V8H105V9H103V5H101V3L103 4V0L101 1V0H91V2H90V0L88 1V0H72V2L75 4L73 7H77V4L81 7L80 9L81 10H83L84 11V13L83 14H80V16H82L83 18H85L86 20H89V21H87L86 23L88 24L87 26H89L91 23H93L92 25H96V27H93L94 29H92V34H91V39H90V43L88 44V46H87V51H88V58H87V60H89L90 62H94V61H99V62H101L102 64H103V66H104V69H103V71H102V73H100V75L101 76H103V77H105L104 79H98L99 80V83L101 84V85H103V86H101L102 87V89H101V92H103V93H106L107 94V96H108V99H109V103H117V101H118V104L120 105V104H122L123 103V108H124V110H123V112H125V113H123L124 114V116L122 115V113H121V117L123 116V119H125L124 121H123V119L120 117V116H118V118H116L117 120L116 121H114L116 124H114L113 126H114V128H113V126H110V123L104 118V116L103 115H101V114H103V110H102V108H101V106L100 105H98L97 103H96V96L94 95V93H92L93 92V89H92V87L88 84V85H86L85 83V79L83 80L82 78H81V76H80V74L81 73H79V71L77 70V69H74V71H73V69L72 68H75L76 67V65H75V62H74V60L72 61V63H71V61L69 62V60H68V58H64V57H62L61 55L59 56V54L57 53V52H54V51H52L51 50V45H50V42H51V37H50V35H52V34H50V35H46L45 33H44V39H43V42L45 43V40L47 39L48 41H47V48H46V50L48 51V56L47 55H43V58L45 59V62L43 63V76H44V80H45V82L47 83V84H51L50 86L53 88H55V89H57V87L60 85V86H63V87H68V85H69V87L68 88H70V89H72L73 91H75V93L79 96V103H81L82 102V100L84 101V104H83V102L81 103V112H83V113H81V115H82V117H83V120L85 119V118H87L88 117V119H87V121H85L84 120V123H85V128H86V130H88L87 132V136L86 137H84V138H76L77 140H76V142L78 141L79 143H75V139H73L74 140V143H72L73 142V140H72V138H74L72 135H70L69 134V132H68V130H69V128H70V124L67 122V121H65V120H63V121H61V123L60 124H56L55 123V121L53 120V119H51V118H54V116H52V115H54V110H52L53 109V107H52V109H50V110H47V108L49 107V106H52L51 104L49 105H41L42 106V108H43V110H44V112H43V110H42V108L41 107H39L40 105L38 104L37 105V103H36V101H35V97L33 98L34 99V105H36L35 107V111L32 109V112L30 111L31 110V108H34V106H32V103H31V101L30 100H32V102H33V99H31L34 95L33 94H30V88H32L31 89V93L33 92L32 90H34V88H33V82H31V81H33L32 79H33V77H32V79H30L28 82H26V84L28 85V84H30V87L27 89V86H26V84L24 85L25 87H26V89L28 90V92H29V94H30V96H28L27 97V95L26 94H28V92H27V90L25 91L24 89H25V87L23 86V84H17V91H16V87L15 88H11L10 89V93H9V89L7 90V88H5L4 86H6V85H4L5 84V82L3 83V85H1V88H2V90L3 91H5V92H7L8 91V94L9 95H3V94H6L5 92L3 93V91H2V93H1V96H2V98H1V103L3 104H1V107H2V111H1V114H0V123L3 125L4 124V121L6 122V120L7 121H9V119L11 120V121H9V123L8 122H6L7 124H4V125H11V127L9 128V126H7V130L8 131H10L11 132V128H12V125H13V119L14 120H16L15 122V124H14V126H18V125H22L23 123V126H22V128H23V134H25L26 135V133L28 132V133H31V132H34L35 130H36V128L35 127H30V125H31V123H32V125L31 126H34L33 124L35 123V122H39L40 120V124L41 125H43V123L42 122H44V121H46V123L47 122H49V123H45L44 122V124L45 125H43L42 127H41V129L40 130H43V132L46 134V135H43L45 138H47L48 137V139H49V136L51 135L50 133L53 131L54 132V128L56 129L57 127L59 128V127H61L60 129H61V132H62V134L64 135V133H65V131H66V133H65V135L64 136H61L62 134L61 133H59L58 132V135H60L59 137L61 138L62 137V141H60L61 139L59 138V140L57 139V137L54 139V138H52L53 139V141H55V142H53V144L54 145H56V148L58 147V148H62L61 150H63V149H65L66 150V152L68 151V153L70 154V153H72V151H74L73 153H72V155L70 154L69 156H66V155H68L66 152H64V151H58L57 150V154H58V152H59V154H62V156H61V158H60V161H62L63 162V160L64 161H67V163H69V161L71 162V158L73 157V155L75 156V159H74V162H76L77 163V157H80V155L81 154H79V156H78V154H77V151H80L79 150V146H81V143H82V146H83V144L86 146L87 144H86V142L87 143H89L88 144V146L87 147H85V146H83L82 147V149H86L85 151H83L86 155H90L91 157H94L93 158V163L94 162H97V163H100V169H101V174H104V175H100V178H98L99 179V181L98 182H93V184H92V186L93 187H100V185H101V187H100V195L102 194V195H104V194H108V193H111L110 195H117L118 197L120 196V199L121 200H127V199H125L126 197H125V193L123 194L122 192H124V186H126V182H125V180L122 178V176L121 175H119L118 173H120V172H123V171H118L117 172V170H119V169H116V168H120V167H116L115 165L117 164V162H115V161H118L117 160V157L119 156H117V155H115L116 154V150H109L108 149V146H106L107 145V141L109 140V147L111 148V146L112 145H114V143H115V145L114 146H112L113 148H111V149H118L119 148V146H120V143H121V145H130V144H135V142H137L138 143V136H139V134H140V138H141V134H143L144 133V126L142 127L141 125V127L139 126V124L141 123L140 121H142V119L144 120V118H145V116H147L148 115V117H150L149 119H151L152 117H153V120H152V122H150L151 120H149L147 117L145 118V120L149 123L148 125L149 126H151L150 124L152 123V125H153V123H154V125H156V123L158 124V125H156V127L153 125V128H155V130L153 129V128H151V130L154 132V131H156V128H159L160 126V128L159 129H161V131L160 130H158L157 129V131H158V133H162L163 135L165 134V132L166 131H168L167 129H170L172 132H169V133H171L170 134V138H169V135H168V139H169V142L171 141L170 139L172 138L173 140H172V143L170 142L169 143V148L166 146L165 147V145L163 146V144H162V142L166 139V138H162L163 137V135L161 134V139L163 140L162 142H161V140H160V138H158L157 136L158 135H160V134H158V133H155V134H158L156 137H154V136H152L154 139H156L157 141H155L154 143H156L157 142V144H154V143H149L148 144V142H150V141H148V139H149V134H150V132H151V130H150V132H148L149 131V127L147 126V124L145 123V120L142 122V125H144V123L146 124V127L147 128H149V129H145V133L146 132H148L149 134L147 135V137H148V139L146 138V136H144L143 135V139L144 140H142V138H141V140H142V142L144 143L145 141L147 142V144L148 145H150V146H152L153 148L155 147L154 145H156V147L157 148H159L160 150H161V148H164L165 150L167 149V151H164V149H162L161 151H162V153L163 154H161V152H158L157 154L158 155H156L155 153H150L151 151H153V148L151 147L150 148V146L148 147V149L150 150H148L146 147V149H144L145 151H144V156L145 155H148V156H146L144 159H142L141 160V163H142V167H141V169H140V171H139V169H138V171H139V174L141 175V176H143V177H145L143 180L145 181V184L143 185V183H142V186H139V187H143L144 188V186H146V187H153V190H154V188H155V190L153 191V193H154V195L152 194V196H153V200H152V202H153V205H152V210H153V214H154V216H156L157 215V217H161L162 216V218H165V219H168L169 221H171V222H173L174 224H176L178 227H179V230L181 231V233L186 237L187 236V238L189 239H192V240H194L195 239V241H197L199 244H201L200 246L202 247L203 245H204V247H202V249H205L206 248V250H204V251H207L209 254H211V255H209V254H207V255H209V256H211V260H215V262H217V263H215V262H213L212 264H222V263H227V264H229V262H224V260H225V256L224 255H226V256H229V255H234L233 253L234 252H238V250H240L241 248V250H242V252H246V250H248L250 253H252V255L253 256H256L257 257V254H256V249L254 250L253 248H249V242L252 240V244H254L255 245V243H256V241H255V239H251L250 238V236H249V238H246L248 235H246V232H247V234H248V232H249V230L250 229H252L253 227H254V229H260L259 227L260 226H258V224H259V221H257V218L255 217L254 218V215H253V211H252V209L249 211L247 208H245L244 206H243V204H242V206H241V203H242V199L239 197L238 199H237V195H235L234 194V192H232L233 191V189H234V187L235 188H239V186H238V184L237 183H241V184H243L242 185V187H244V188H246L245 190H247V192H245V190H244V188H242L241 187V190L244 192V194L247 196V197H250L252 194H254V192H252V191H254V189H255V180H256V178L259 176V173H256V172H259V171H264V161L262 162H256V161H254L253 163H252V165H256V163H257V165H256V167L254 166V169H252L253 167H252V165H250V166H245L246 168H247V170H246V168H245V171L243 170V174L244 175H246L248 172L251 174V173H254V179H253V177L251 178V177H249L250 179V181H248L247 180V177L249 176L248 174H247V177L245 176V179H244V177L243 176H241V178H243V180L245 181V182H242V180L239 178H236V179H238V181H241V182H235L236 181V179H234V183H236V185L235 184H233V182L232 181H229L230 179H227L226 178V176H227V172L224 174V170L223 169H225L226 171L228 170V168H227V162L230 160V159H232V157L234 158L235 156H236V158L241 162V161H243V159L245 158H247V157H251L253 160H255V157L253 156L254 155V153H253V151H252V155H251V152H250V150H252V148H251V145L250 146H248L249 147V149H248V147H246V146H243L244 148H242V152H246V150H248V152H246L245 154H241L242 152H241V146L242 145H244V144H240V150L238 149V151L236 152V151H231V152H227V151H223V153H219V155H221L220 157H219V159L220 160H222V162L220 163V164H211V167H210V163H212V162H210V156H209V154H207L206 153V151H203V153H202V150H203V147L206 145V147H207V145H208V143L209 142H206L207 141V139L209 138L210 140L212 139V137H213V134H214V131H215V129L219 126V125H217V124H222V123H225V122H227L228 120H230V119H233V118H236V119H238V120H244V121H246V119L248 120V118H249V120H251L250 119V116H251V118L252 119H254V118H258V121H260V119H259V117L261 118V120L263 119V117H261L262 115H263V113H264V108H262V107H264V100H263V98H264V91L262 90V88H261V85H260V77H258V76H260L259 75V70H260V64L262 63V61H263V59H264V21H263V19H264V6H263V4H264V0H259V3H257L258 2V0H248V1H250V3L247 1H242V0H238L239 2L241 1V3H239V2H237V0L236 1H232V0H226V2H225V0H224V2H223V0H216V1H212L211 0V5H209V7H208V9L204 12V13H197V12H195L194 13V15L192 16V14H193V12H191V3L193 2ZM199 2H202L203 3V0H198ZM217 1L218 2H222L221 4L220 3H217ZM229 1V2H228ZM254 1V2H253ZM263 1V2H262ZM84 2V3H83ZM90 2V3H89ZM101 2V3H100ZM134 2V3H133ZM143 2V3H142ZM183 2H184V4H183ZM188 2V3H187ZM237 2V3H236ZM251 2H253V3H255V5L253 4V3H251ZM261 2V3H260ZM39 0H0V21H4V20H6V19H8V17H15V16H21L20 18H22V20H23V22H25L26 24V30H25V33L27 34V36H29V37H31L32 36V34L33 35H37L38 34V32L39 31H42V29H43V27L41 26V24L45 27V25H44V22H42V21H40V19L42 18V16H44V14L42 13V11H41V9H40V5H39ZM79 3H81V4H79ZM83 3V4H82ZM139 3H141V4H139ZM144 3H145V5H146V7H147V12L148 13H146V8H145V6H144ZM171 3V4H170ZM226 3V4H225ZM230 5L229 7H228V4ZM246 5H245V4ZM263 3V4H262ZM148 4H150V5H148ZM167 4V5H166ZM169 4V5H168ZM176 4H179V6L178 5H176ZM213 4V5H212ZM217 4V5H216ZM218 4H220L221 6H219ZM238 4H240V7H239V5ZM84 5V6H83ZM214 5L215 6H219L220 8H218V9H221V8H224L223 10H225V8H229V9H226L225 11H223V10H217V7H214ZM225 7H224V6ZM231 5H232V7H231ZM238 5V6H237ZM243 5V6H242ZM247 5H249V6H247ZM251 5V6H250ZM257 5V6H256ZM259 5V6H258ZM261 5V6H260ZM39 6V7H38ZM95 6V7H94ZM102 6V7H101ZM151 6V7H150ZM153 6H154V8H153ZM156 6V7H155ZM161 6H162V8H161ZM173 6V7H172ZM184 6V7H183ZM189 6V7H188ZM263 6V7H262ZM94 7V8H93ZM125 7V6H124ZM167 7L169 8V9H167ZM176 7H178V8H176ZM247 7H249V8H246ZM88 8V9H87ZM91 8H93L92 10H91ZM98 8V9H97ZM145 8V9H144ZM152 8V9H151ZM172 8H174V9H172ZM258 8V9H257ZM127 9V10H128ZM154 9V10H153ZM240 10L241 12L239 13V11L237 12V10ZM245 9V10H244ZM249 9L251 10V11H249ZM102 10V11H101ZM127 10H125L126 12H127ZM167 10V11H166ZM177 10V11H176ZM180 10V11H179ZM184 10V11H183ZM187 10V11H186ZM212 10H213V12H212ZM235 10H236V12H235ZM242 10H243V12L245 11V13H243L242 12ZM248 10V11H247ZM95 11H97V13H95ZM104 11V12H103ZM124 11V12H125ZM143 11V12H142ZM144 11H145V13H144ZM150 11V12H149ZM159 11V13H157ZM168 11H171V12H168ZM174 11V12H173ZM183 11V12H182ZM220 11H221V14H219L220 13ZM155 12V13H154ZM178 14H177V13ZM185 12H189L187 15L186 14H184ZM224 12V14H222ZM248 12V13H247ZM251 12V13H250ZM259 12H260V14H259ZM106 14V16H104L105 14ZM151 13H152V15H151ZM157 13V14H156ZM163 13H165L164 14V16H163ZM173 13V14H172ZM180 13H182L181 15H179ZM208 13V14H207ZM218 13V14H217ZM226 13V14H225ZM235 13V14H234ZM239 13V14H238ZM242 13V14H241ZM249 13H250V15L252 14V16H254V17H251V16H249ZM7 14H10L9 16H7ZM99 14H100V16H99ZM113 14V15H112ZM127 14V13H126ZM177 14V15H176ZM184 14V15H183ZM190 14V15H189ZM216 14H217V16L218 17H220V18H218L217 16H216ZM239 15V16H237V15ZM246 14H248V15H246ZM31 15V16H30ZM111 15V16H110ZM114 15H115V17H114ZM134 15H139V17H140V15H141V17L140 18H138V21H140V22H144V23H140V22H138V21H136V19H134V18H136V16H134ZM144 15V16H143ZM146 15V16H145ZM151 15V16H150ZM155 15V16H154ZM171 15H173V16H171ZM180 16V19L182 20V21H184V23L181 21V20H179V16ZM183 15V16H182ZM76 16H77V14H76ZM109 16H110V18H109ZM119 18H118V17ZM187 16V17H186ZM191 16V17H190ZM210 16V17H209ZM223 16H225V17H223ZM234 16V17H233ZM235 16L236 17H238V18H235ZM241 16V17H240ZM247 16V17H246ZM79 17V16H78ZM78 17H76V18H78ZM88 17V18H87ZM99 17V18H98ZM115 19H114V18ZM116 17H117V19H116ZM128 17H130V18H128ZM147 17V18H146ZM154 17H157V18H154ZM193 17H195L194 19H195V21H197V23L198 24H196V22H195V25H198L199 27H196L195 25H192V23L191 22H189V21H191V20H189V19H192ZM223 17V18H222ZM235 18V19H233V18ZM251 17V19H252V21L249 19ZM260 17V18H259ZM263 17V18H262ZM83 18H81V17H79V19H82V20H85V19H83ZM93 18V19H92ZM94 18H97V19H94ZM108 18V19H107ZM127 18V19H126ZM143 18H145L147 21H150L151 23H149V22H145V20H142ZM163 20V22L160 20ZM189 20H187V19ZM255 18V19H254ZM130 19H134V21L132 22V21H130V22H132V23H130V22H128ZM141 19V20H140ZM149 19H151V20H149ZM167 19H169L168 21H167ZM233 19V20H232ZM238 19V20H237ZM241 19V20H240ZM93 20V21H92ZM98 20H100L99 21V23H98ZM121 20H122V22L123 23H121ZM128 20V21H127ZM160 22H159V21ZM174 20V21H173ZM209 20V21H208ZM248 20V22H246ZM91 21V22H90ZM110 21V23H111V21H113L111 24H113L114 22H115V24H113L115 27H117V30L115 29V27L113 28L112 27V25L110 24V23H108ZM125 21H126V23H125ZM164 21H165V23H164ZM172 21V22H171ZM176 21H178L177 23H176ZM188 21V22H187ZM204 21V22H203ZM254 21V22H253ZM258 21V22H257ZM33 22V23H32ZM35 22H37V23H35ZM101 22V23H100ZM128 22V23H127ZM138 22V23H137ZM158 24H157V23ZM171 22V23H170ZM176 24V26H175V24ZM182 22V23H181ZM186 22V23H185ZM250 22V23H249ZM85 23V24H86ZM116 23H117V25H116ZM134 23H136V24H134ZM147 23V24H146ZM153 23V24H152ZM155 23V24H154ZM167 23V24H166ZM180 23L185 27V28H183V26H182V28H181V26H180ZM200 23H202V24H200ZM232 23V24H231ZM236 25H235V24ZM246 23V24H245ZM255 23L257 24V25H255ZM101 24V25H100ZM140 26H139V25ZM141 24H143V25H141ZM184 24H187L188 26H185ZM200 24V25H199ZM252 26H251V25ZM255 26H254V25ZM105 25V26H104ZM109 25H111V26H109ZM122 25V26H121ZM159 25V26H158ZM160 25H161V27H160ZM174 25V26H173ZM189 25L191 26V28L189 27ZM260 25H261V27H260ZM120 26V27H119ZM138 26L140 27L139 28V30L140 31H138V30H136V29H138ZM156 26V27H155ZM180 26V27H179ZM207 26V27H206ZM215 26V27H214ZM232 26H235V28L234 27H232ZM237 26V27H236ZM112 27V28H111ZM119 27V28H118ZM135 27H136V29H135ZM148 27V28H147ZM176 27H177V29H176ZM186 27H188V28H186ZM193 27H195L194 28V30L196 31H199V32H197L196 31V33L197 34H199V36L196 34V33H194V31L193 32H189V33H187V30H190V31H192L191 29L193 28ZM229 27V28H228ZM244 27V28H243ZM262 29H260V28ZM102 28V29H101ZM110 28V29H109ZM124 28V29H123ZM143 28V29H142ZM158 28H160V30L161 29H163V31H159V29ZM166 28V29H165ZM169 28V29H168ZM176 30H175V29ZM190 28V29H189ZM197 28V29H196ZM199 28H200V30H199ZM201 28H203L204 30L202 31L201 30ZM210 30H209V29ZM240 28V29H239ZM246 28V29H245ZM255 28V29H254ZM258 28L260 29V30H258ZM37 29V30H36ZM39 29V30H38ZM84 29H86V30H84L86 33L88 32L87 31V27H85ZM127 29V30H126ZM130 29H132L131 31H130ZM147 29H149V31H145V30H147ZM153 29V30H152ZM179 29V30H178ZM207 29V30H206ZM226 29V30H225ZM230 29H232V31L230 30ZM239 31H238V30ZM28 30V31H27ZM30 30H31V33H30ZM35 30V31H34ZM44 30V29H43ZM111 30V31H110ZM145 32V35H144V32ZM156 30V31H155ZM165 30V31H164ZM173 30V31H172ZM246 30V31H245ZM253 30V33H251V31ZM255 30V31H254ZM257 30V31H256ZM123 31V32H122ZM127 31H128V33H130V32H132V33H130L129 34V37L128 36H126V35H128L127 34ZM154 31V32H153ZM183 31V32H182ZM201 31V32H200ZM231 31V32H230ZM261 33H260V32ZM115 32H117V33H114ZM120 32V33H119ZM133 32H135V33H133ZM141 32V33H140ZM147 32L149 33V34H147ZM165 32H166V34H165ZM170 32H172V33H170ZM178 32V34H179V37H178V34H177V36H176V33ZM180 32V33H179ZM204 32H205V34H204ZM240 32V33H239ZM247 32V33H246ZM256 32V33H255ZM259 32V33H258ZM122 33H124V34H122ZM168 33L170 34V35H168ZM186 33V35L188 34V37L189 36H191L190 34H192V33H194V35H192L191 36V39L189 40V38L187 37V38H185V36L186 35H184ZM206 33H208L207 35H206ZM212 35H211V34ZM233 35H232V34ZM249 33H251V34H249ZM255 33V34H254ZM122 35V37L121 36H114V35ZM132 34V35H131ZM135 34V35H134ZM173 34V35H172ZM196 34V35H195ZM200 34L202 35V36H200ZM215 34V35H214ZM226 34V35H225ZM234 34H236V35H234ZM134 35V36H133ZM149 35H151V39H150V36ZM158 35V36H157ZM160 35V36H159ZM168 35V36H167ZM220 35V36H219ZM228 35V36H227ZM238 35H239V37H238ZM242 35V36H241ZM254 35V36H253ZM256 35V36H255ZM9 36V35H8ZM124 36V37H123ZM167 36V37H166ZM170 36H172V37H170ZM183 36H184V38H183ZM194 36V37H193ZM197 36H198V39H196L197 38ZM207 36V37H206ZM231 36H232V39L230 40V38H231ZM247 36V37H246ZM259 36V37H258ZM261 36H263V37H261ZM119 37H120V39H119ZM149 37V38H148ZM161 37H163L162 39H161ZM176 37H177V39L178 38H180L179 40H176ZM195 38L194 40H193V38ZM202 39H201V38ZM206 37V38H205ZM256 37V38H255ZM260 38V39H258V38ZM17 38V39H16ZM20 38V37H19ZM123 38V44L124 45H127L128 44V46L130 45H134V47L136 46H138V44H139V46L137 47L138 49H139V53L136 55V53H135V55H134V53H130L131 51H130V49L129 48H131L130 46H129V50L127 49V47L128 46H124V49L122 48V45L123 44H121V42L119 41V40H121ZM131 38V39H130ZM133 38V39H132ZM145 38H146V40H145ZM169 38V39H168ZM175 38V39H174ZM213 38V39H212ZM218 38V39H217ZM235 38V39H234ZM238 38H239V40H238ZM243 38H245L244 40H243ZM249 38V39H248ZM12 39H13V41H15V40H18V37H15V36H13V38H12V36H10V42H8L9 43V45L11 46V44H12ZM21 39V38H20ZM19 39V40H20ZM117 39V40H116ZM137 39V40H136ZM160 39V40H159ZM166 39H168V40H165ZM172 39L174 40V41H172ZM189 40V42H191V40H192V42L190 43V44H188V46H186L187 44L185 43V41L188 43V41L187 40ZM200 39H201V44H199L200 45V48H201V45L204 47V48H202L201 50L202 51H200L199 50V47L197 48V49H195L197 46H196V44L200 41ZM206 39H208V40H206ZM215 39V40H214ZM227 39V40H226ZM251 39V40H250ZM130 40H132L130 43H129V41ZM139 40V41H138ZM148 40H149V42H148ZM176 40V41H175ZM199 40V41H198ZM204 40V41H203ZM241 40H243V41H241ZM21 41H22V39H21ZM128 41V42H127ZM156 41V42H155ZM165 41V42H164ZM181 41V42H180ZM195 41H198V42H196L195 43ZM202 41H203V43H205V44H203L202 43ZM241 41V42H240ZM249 41V42H248ZM15 42H17V41H15ZM119 42V43H118ZM139 42V43H138ZM140 42H141V44H140ZM164 42V43H163ZM167 42V43H166ZM175 42H176V44H175ZM195 43V45H194V43ZM245 42V43H244ZM254 42H255V44L257 45H255L254 44ZM256 42H258V44L256 43ZM20 43L21 42H19V43H16V45L20 48L21 46H20ZM126 43V44H125ZM135 43V44H134ZM147 43V44H146ZM149 43V44H148ZM158 43V44H157ZM168 43H170V45L168 44ZM175 45H174V44ZM181 44V46H183V48H182V50H181V46H180V49H179V51L178 50H175V48L176 49H178L179 48V46L177 45V44ZM192 43H193V47H194V49H193V52H192V50H191V52H190V50H188L189 48H190V46L192 47ZM216 43V44H215ZM15 43L13 42V45H14ZM23 46L21 47L22 49L23 48H25V49H27V54H26V57H25V55H23V54H21L22 52H19V51H15V48L17 47L16 45H15V47L13 48V45L11 46L12 48H10V46L9 47H7V45H4L3 43L1 44V42H0V47H1V50H4V52H6V53H8L9 52V50L10 49H13V50H10L11 52H9V53H11V55L12 56H14V57H16V58H19L20 57V59H22V55H23V59H27L28 57V55H31V51L32 52H34V50H30L29 49V47H24V44L23 43H21ZM119 44H120V46H119ZM145 46H144V45ZM172 44V45H171ZM186 44V45H185ZM209 46H208V45ZM214 44V45H217V47L215 46V47H213L212 45ZM235 44V45H234ZM240 44V45H239ZM252 44V45H251ZM2 45H4V46H2ZM142 47H141V46ZM156 45V46H155ZM159 45V46H158ZM161 45V46H160ZM176 45H177V47H176ZM205 45H206V50H205ZM231 45V46H230ZM246 45H248V47L246 46ZM120 47L119 49L117 48V47ZM164 46H166L167 48L168 47H170V49H174V53L172 52L171 53V51L169 50V48L168 49H165L166 47H164ZM174 46H175V48H174ZM228 46H230V47H228ZM237 46V47H236ZM241 46V47H240ZM244 46V47H243ZM17 47V48H18ZM147 47V48H146ZM163 47V48H162ZM171 47H173V48H171ZM187 47V48H186ZM189 47V48H188ZM211 49H210V48ZM225 47V48H224ZM247 47V48H246ZM251 49H250V48ZM18 48V49H19ZM20 48V49H21ZM155 48V49H154ZM161 48V50H162V52L159 50ZM214 48L216 49V51L214 50ZM221 48V49H220ZM222 48H224V49H222ZM226 48H227V50H226ZM238 48H240L239 49V52L237 51L238 50ZM251 50H249V49ZM123 49V51H119V50H122ZM150 49V50H149ZM153 49V50H152ZM166 51H169V52H165V50ZM257 49V50H256ZM126 50H128V51H126ZM142 50H144V51H142ZM148 50V51H147ZM155 50V51H154ZM197 50V51H196ZM213 50V51H212ZM228 50H230V51H228ZM253 50V51H252ZM116 51H117V53H116ZM154 51V52H153ZM176 51H177V53H176ZM182 51H185V52H182ZM194 51H196L195 52V54H197V57H195L196 55L195 54H193L194 53ZM198 51H200V52H202V53H199L198 54ZM207 51V53H205ZM233 51V54H230L231 52ZM236 51V52H235ZM242 51V52H241ZM256 51H258V52H256ZM30 52V53H29ZM106 52H107V54H106ZM122 52V53H121ZM141 52L143 53V54H141ZM146 52L148 53V54H146ZM152 52L155 54H152ZM162 53V55H160L161 53ZM164 52H165V54H164ZM205 54H204V53ZM210 52H213V53H215V54H213V53H210ZM248 54H247V53ZM13 53V54H12ZM49 53H50V55H49ZM100 53H102V54H100ZM114 53V54H113ZM116 53V54H115ZM125 55H124V54ZM127 53H129V55L131 56H126L127 55ZM158 55H157V54ZM182 53V54H181ZM192 53V54H191ZM209 53V54H208ZM242 53V54H241ZM243 53H245V54H243ZM261 53V54H260ZM18 54V55H17ZM34 54H36V52H34ZM33 53H32V57L33 56H35ZM51 54H52V56H51ZM99 54L100 55H103V56H106L107 55V57L106 58H104L103 56V58H101L100 56H99ZM121 54H122V56H121ZM132 54H133V56H132ZM163 54H164V56L166 57H164L163 56ZM169 54H173L172 56H174L173 58H174V60H176V63H175V61H174V63H173V58L171 57V55L169 56ZM179 54H180V56H182V58L179 56ZM203 54V55H202ZM225 54V55H224ZM230 54V55H229ZM238 55V59L234 56V55ZM251 54V55H250ZM139 55H141V56H139ZM158 56V61L155 59V58H157V56ZM167 55H168V57H167ZM176 55H178L177 57H178V60L177 59H175V58H177L176 57ZM185 55V58L186 59H184V56ZM198 55H200V56H198ZM211 55V56H210ZM220 55H222V56H220ZM239 55H243V56H240L239 57ZM250 55V56H252V57H248V56ZM261 55V56H260ZM31 56H29V58L31 57ZM117 56V57H116ZM127 58H126V57ZM142 56H143V58H142ZM145 56V57H144ZM164 57V59H167V61H165L164 59H163V57ZM201 56H203V59H204V61H203V59L201 60L200 59V57ZM218 56H219V58H218ZM230 58H229V57ZM232 56V57H231ZM234 56V57H233ZM254 56V57H253ZM257 56V57H256ZM126 58V61H128V63L126 62V61H123V60H125V58ZM128 57L129 58H132L133 57V59H130V61H132V64H135L136 63V61L138 62L137 64H136V66L138 65L139 67H141V68H139V69H137L136 70V66L135 65H132L131 64V62L129 61V59H128ZM162 59V60H159L160 58ZM169 57H171V58H169ZM179 57H180V60H179ZM189 57H190V60H189ZM192 57H195V59H192ZM206 57H210L209 59L211 60V63L212 64H210L211 65V69L209 68L210 67V65H207V64H209L210 63V60L208 59V58H206ZM211 57H213V60H212V58ZM224 57V58H223ZM242 57H244V58H242ZM259 57V58H258ZM124 58V59H123ZM151 58V60L152 61H150L149 59ZM228 58H229V60H228ZM237 59V61H236V59ZM254 58V59H253ZM257 58V59H256ZM261 58V59H260ZM31 59V58H30ZM30 59L28 60V61H30ZM66 59H67V62H66ZM115 59V60H114ZM117 59V60H116ZM118 59H121L122 60V62L120 63V60H118ZM128 59V60H127ZM156 60L157 62H161L162 61V63H161V66H159L160 64V62L157 64V62H155L154 63V60ZM168 59L170 60V62H168ZM185 62L186 61V63H187V65H186V63H184V62H179V63H181V65L183 66H180V65H178V66H170V64H174V65H177L178 63H177V61H182V60ZM191 59L193 60V62H190L191 61ZM198 60V66L200 65V67H198V70H197V67H196V65H194V61L195 60ZM220 59V60H219ZM224 59V60H223ZM239 59H240V61H239ZM244 59V60H243ZM253 59V60H252ZM102 60V61H101ZM228 60V61H227ZM231 60H232V62H231ZM241 60H243V61H241ZM251 60V61H250ZM47 61V62H46ZM61 63H60V62ZM65 61V62H64ZM135 61V63H133ZM149 61V62H148ZM165 63H164V62ZM201 63H200V62ZM208 61V62H207ZM218 61V62H217ZM252 61H254V62H252ZM257 63H256V62ZM51 63L52 65H54L53 67L51 66V67H49L50 66V64H49V66H48V63ZM117 62L119 63V64H121L120 66L119 65H117ZM126 62V63H125ZM130 62V63H129ZM142 62V63H141ZM172 62V63H171ZM205 62H206V66H209L208 67V69H210V71L208 72V73H205V72H203L202 73V77H203V79L205 80V75H204V73L207 75V74H209L208 76H206V79H207V82L206 81H204V82H206L205 83V85L203 84V86L205 87V89L204 90H200V89H203V87H201L200 85V88L199 87H197V85L199 84V83H201V82H199L198 80L200 79V78H197V76L195 75L194 77H195V80H194V77H193V69H192V67H194L195 66V68H196V70H197V72H195V73H198V71H200L201 70V68L203 69L202 71H204L207 67H205ZM221 62H223V63H221ZM238 62V63H237ZM242 62V63H241ZM244 62V63H243ZM66 63V64H65ZM68 63H69V65H68ZM107 63L109 64V65H107ZM123 63H125V64H123ZM190 63V64H189ZM216 63H218V65L216 64ZM220 63V64H219ZM232 63H234V64H232ZM252 63V64H251ZM63 64H64V68H62L63 67ZM123 64V65H122ZM140 64V65H139ZM154 64V65H153ZM155 64H156V66H155ZM165 64H168V65H165ZM191 64H193V66L191 67ZM221 64H223V65H221ZM232 64V65H231ZM243 64H245V65H247V66H244ZM249 64H251V65H249ZM44 65H46V66H44ZM72 65V66H71ZM130 65V66H129ZM132 65V66H131ZM158 65V66H157ZM204 65V67H202ZM215 65H216V67H215ZM225 65V66H224ZM234 65H235V67H234ZM253 65V66H252ZM62 66V67H61ZM67 66V67H66ZM70 66H71V68H70ZM137 66V67H138ZM155 66V67H154ZM227 66V67H226ZM233 66V67H232ZM237 66H240V67H237ZM66 67V68H65ZM120 68L118 71L119 72H116L117 71V69L118 68ZM131 67V68H130ZM159 67V68H158ZM161 67V68H160ZM163 67V68H162ZM164 67H166V68H164ZM168 67V68H167ZM173 68V70H175L174 68L175 67H178L177 69H181V67L182 68H184V67H188L189 68V71H187L186 73H187V75H189L188 77H184V78H182V77H180L181 78V80L183 79L184 81H181V80H179L178 78H176L175 76H174V74L175 73H177V75L179 74L178 72H173L172 71V69L170 70V68ZM233 69H232V68ZM245 67V68H244ZM249 67H251V68H249ZM51 68V73H50V71H49V69ZM145 68H147V69H145ZM150 68H152V70L150 69ZM155 69V71H154V69ZM214 68H218L217 69V71L215 72V73H213V70H214ZM230 68V69H229ZM241 70H240V69ZM47 69V70H46ZM60 70V72L58 71V70ZM130 69V70H129ZM133 69H135V71L133 70ZM159 69H160V72L158 73L157 72V70L159 71ZM163 69H165V70H163ZM222 69V70H221ZM236 70V72H235V70ZM163 72H167L168 73V76H167V74L165 75V73H163ZM169 70V71H168ZM195 70V69H194ZM240 70V71H239ZM46 71H48V73H47V75H45L46 74ZM109 71H111V72H109ZM128 71H129V74L132 72V71H134L133 73H131L130 75H131V79L133 78V76H134V74H135V76H136V74H137V76H140V72H142L143 73V75L142 76H140V77H142L141 79H139V82H141L140 80H142L143 79V81L147 84V82L148 81H146V79L148 78L149 80H151V79H153V80H151L152 81V83H154V85L151 83V84H149V85H151V86H153V87H151V88H153V89H150V92H146V91H143L142 90V88L139 86V82H138V84H136L135 85V83H137V81H138V77L136 78L135 76H134V78H136L137 79V81H135V83L134 84H132L133 82H134V80L132 79H130V78H126L125 76H129L127 73H128ZM138 71H140L139 72V74H138ZM154 71V72H153ZM171 71V73H169ZM202 71H200L199 73H201ZM52 72H53V75H52ZM64 72V73H63ZM107 72V74H105ZM121 72V73H120ZM126 72V73H125ZM219 72H221L220 74H219ZM224 72V73H223ZM243 74H242V73ZM248 72V73H247ZM49 73H50V75H49ZM56 74V76H55V74ZM58 73V74H57ZM111 75H117L118 77H121V76H119V75H122L123 74V76H124V78H123V76L120 78V85H117V86H115V87H111V89H110V87H108V86H106L105 85V80L106 79H108L109 78V76H110V74ZM117 73V74H116ZM144 73L146 74L145 76H144ZM153 73V74H152ZM154 73H158L159 75L161 74V76H162V78L161 79H159V77L160 76H157L156 74H154ZM193 73V74H192ZM198 73V74H199ZM236 73V74H235ZM247 73V74H246ZM250 73H253V74H250ZM68 74V76H66ZM77 74V76L78 77H76L75 75ZM95 74H96V72H95ZM99 74V73H98ZM164 74V75H163ZM170 74H172L173 75V79H177V80H179V81H181L180 83H181V85H180V83H179V81H178V84H177V82L176 81H174V83L172 82L173 80H171V75ZM215 74V80L217 81V78H218V76H216L217 74L218 75H222V77L224 78V80H223V78H221V80H218V84L220 83V85H222L223 84V86H222V88H220V89H222L221 90V92H222V94H220L221 92H219V90L217 91V86H220V85H218L217 84V82H215V81H213L214 80V77L212 78V75H214ZM229 74V75H228ZM231 74V75H230ZM58 75H59V77L60 78H58ZM61 75H63L62 77H61ZM152 75V76H151ZM157 77H156V76ZM200 75V74H199ZM204 75V76H203ZM226 76V78L224 77V76ZM240 75H244V76H241L240 77ZM51 76V77H50ZM53 76H55V78L54 79H52L53 78ZM70 76V77H69ZM76 78H75V77ZM164 76V77H163ZM166 76V77H165ZM235 76V77H234ZM248 77L247 79H246V77ZM254 76V77H253ZM50 77V78H49ZM56 77L58 78L57 80L59 81H61V82H58V81H56L55 83L53 82V81H51V80H55L56 79ZM65 77V78H64ZM80 77V78H79ZM130 77V76H129ZM139 77V78H140ZM155 77V78H154ZM175 77V78H174ZM229 77V78H228ZM234 77V78H233ZM244 77V78H243ZM256 77V78H255ZM49 78V79H48ZM61 78H62V80H61ZM156 78H157V80H156ZM163 78H164V80H163ZM166 78V79H165ZM198 80H197V79ZM212 78V79H211ZM220 78V77H219ZM233 78V79H232ZM51 79V80H50ZM77 79V82H74L75 80ZM79 79V80H78ZM80 79H82V80H80ZM126 79L127 80H129L128 82H126ZM145 79V80H144ZM147 79V80H148ZM202 79V78H201ZM227 79V80H226ZM233 81H232V80ZM249 79V80H248ZM66 80H67V82H66ZM125 80V81H124ZM154 80H156L157 82H158V80H160L159 81V87L157 86L158 84H157V82H155ZM164 82H163V81ZM171 81V83H170V81ZM189 80V81H188ZM211 80V81H210ZM230 80V81H229ZM236 80H239V81H237L236 82ZM245 80V81H244ZM248 80V81H247ZM80 81V82H79ZM151 81H149V83L151 82ZM201 81V80H200ZM220 81V82H219ZM229 81V82H228ZM248 83H247V82ZM251 81V83L253 84V85H251V83L249 84V82ZM257 81H259V83L257 84L256 82ZM51 82H53L54 84H53V86H52V83ZM58 82V83H57ZM71 82V83H70ZM121 82H123V83H121ZM162 82L164 83L163 85H161L162 84ZM198 83V84H196V83ZM213 82V84H214V82L217 84V86H214V85H216V84H214V85H212L211 83ZM237 84H236V83ZM239 82H241V83H239ZM65 83V85H63ZM81 83V84H80ZM103 83V84H102ZM203 83V82H202ZM222 83V84H221ZM225 83V84H224ZM228 83H229V85H228ZM245 83H247V84H245ZM0 84H2L1 82H0ZM122 84H125L126 86H122ZM157 84V85H156ZM178 85V86H174V85ZM188 84V85H187ZM210 84L212 85V86H214L215 88H216V91L219 93V95L222 97H217V92H216V97H215V102H217V100H218V104H216V107L215 108H213L212 107V105L210 106V110H208L209 108H207V110L205 111L206 113V115L205 114H202L203 112H204V110L206 109V108H204L205 106H207V102L208 103H210V104H212L213 102H211L210 100H208V99H211L208 95H207V92L209 93V87H210ZM235 85V86H233V85ZM239 84V85H238ZM243 84L246 86V85H248V86H246L247 88L248 87H252V88H249V89H247L245 86H243ZM24 87V88H22V86ZM74 85V86H73ZM137 86V88H135L134 86ZM162 86V89H161V86ZM165 85V86H164ZM167 85H168V87H167ZM171 85V86H170ZM193 85V86H192ZM195 85H196V87H195ZM225 85V86H224ZM227 85H228V87H227ZM251 85V86H250ZM59 86V87H60ZM76 86V87H75ZM81 86V87H80ZM90 88H89V87ZM120 86H122L123 88H118V87H120ZM131 86V87H130ZM133 86V87H132ZM174 86V87H173ZM185 87V88H183V87ZM189 86H190V88H189ZM192 86V87H191ZM231 88H230V87ZM238 86H240V87H238ZM242 86V87H241ZM75 88V90L73 89V88ZM126 87V88H125ZM130 88V90L132 91V92H130V90H129V88ZM172 87H173V89H172ZM179 87H180V89H179ZM238 87V88H237ZM23 89V91L24 92H22L21 93V90H19V89ZM114 88H117V89H114ZM134 88V89H133ZM150 88V87H149ZM163 88H164V90L165 91H163ZM169 88V89H168ZM188 88H189V90H188ZM197 88H199V95H201L200 97L201 98H198V100H200V101H198V100H196V97L198 96L199 97V95L197 94V92H198V89ZM223 88H227V89H229L230 90V93L228 94V96H227V92L226 91H228V90H226L225 92L223 91V90H225V89H223ZM233 88H235V89H233ZM6 89V90H5ZM13 89V90H12ZM128 89V91H126ZM167 89V90H166ZM171 89V90H170ZM191 89H192V93H189L190 91H191ZM197 89V90H196ZM251 89H254V90H251ZM256 89H258V90H256ZM133 90H137L136 92H134ZM148 90V89H147ZM172 90H173V92H172ZM174 90H177V91H174ZM178 90L180 91V92H182L183 90V92H185V93H187L188 95H190V97H186V95H185V98H184V95H183V97H182V94H183V92H182V94L179 96V94H177L178 93ZM185 90H187V91H185ZM231 90H234V92L233 91H231ZM236 90V91H235ZM242 90V91H241ZM11 91H12V93H11ZM92 91V92H91ZM107 91V92H106ZM149 91V90H148ZM163 91V92H162ZM195 91H196V94H195ZM239 91H240V93H239ZM251 93V95L250 94H248L249 92ZM14 92H15V95L14 96H16L17 94V96H19L18 98H16V97H14V96H12L13 94H14ZM16 92H17V94H16ZM19 92V93H18ZM27 92V93H26ZM82 92V93H81ZM140 92V93H139ZM177 92V93H176ZM203 92V93H202ZM215 92V90H213V93ZM226 94V96L224 95V93ZM234 94H233V93ZM247 92V93H246ZM26 93V94H25ZM110 93H112V94H110ZM126 93V94H125ZM136 93H138V97H140V98H138V97H136ZM147 93V94H146ZM159 93V94H158ZM168 93H171V94H168ZM173 93H175L176 95H177V98H178V101H181V102H179L180 104L179 105H182V103H183V106L184 107H186V103L188 102L189 104H187L188 106V110L189 111H191L192 112V106L193 105H191L193 102H195V103H193V104H197L196 106L194 105L193 106V108H195V109H193V111L195 110V112H196V114H195V112L192 114H190V112L188 113V110L187 109H185L183 106H182V108H183V111H179V113L177 112V110H176V105H174V109L176 110L175 112H174V109H173V106L171 107L170 106V104H168V101L170 102L171 101V105L172 104H174L172 101H174L175 102V94H173ZM213 93H211V94H213ZM245 93V94H244ZM23 94V95H22ZM84 94L87 96H84ZM114 94V95H113ZM139 94H141L142 95V99L144 100V102L142 103V102H140L142 99H141V95L139 96ZM152 94V95H151ZM166 94V95H165ZM168 94V95H167ZM210 94V95H211ZM242 94V95H241ZM244 94V95H243ZM112 95V96H111ZM115 95H117L118 97H121L120 99L119 98H117V99H114V97H116ZM147 95V96H146ZM159 95H161V98H158V100H163L162 101V103L161 102H158L157 101V97H160ZM172 95V96H171ZM174 95V96H173ZM193 97H192V96ZM197 95V96H196ZM214 95V94H213ZM4 96V97H3ZM8 96V97H7ZM12 96V97H11ZM20 96H21V99H20ZM23 96H25V99H28V100H25L24 101V97ZM94 96H95V98H94ZM151 97V96H153L154 97V99L153 98H150V99H152L155 103H153L152 104V102L150 103L151 105H157V103H159L160 104V106H159V104H158V106H152V107H150L151 108V110L148 108V104H149V100H146V98H144V97ZM170 96V97H169ZM209 98H208V97ZM225 96V97H224ZM229 96H234V97H232L233 98V100H234V98L236 97V99L234 100V103H233V105L231 104L232 103V99H229L230 97ZM242 96V97H241ZM22 97H23V99H22ZM31 97V98H30ZM164 97V98H163ZM169 97V98H168ZM227 97H228V99H227ZM240 97V98H239ZM254 97V98H253ZM9 98V99H8ZM16 98V99H15ZM82 98V99H81ZM136 98H138V99H136ZM180 98H182L181 100H180ZM186 98H188V100L186 99ZM212 98H213V96H212ZM217 98V99H216ZM243 98V99H242ZM12 99H14L15 101H17L16 102V104H15V101H13ZM85 99H87V100H85ZM89 99V100H88ZM113 99H114V101H113ZM136 100V102L134 103H131L133 100ZM141 99V100H140ZM148 99V98H147ZM169 99H171V100H169ZM183 99H184V101H183ZM187 101H186V100ZM190 99V100H189ZM192 99V100H191ZM207 99V100H206ZM245 99H247V100H245ZM249 99V100H248ZM8 100V101H7ZM12 100V101H11ZM21 100V101H20ZM121 100V101H120ZM132 100V101H131ZM137 100H140V101H137ZM142 100V101H143ZM193 100H195V101H193ZM222 100H224V101H222ZM236 100H237V102H239L238 100H241V105H239L240 103H238V105H235V102H236ZM243 100H245L244 101V103H245V105H244V103H243ZM258 100H260V101H258ZM13 103V104H11V102ZM22 101L24 102V103H22ZM27 101H29V102H27ZM88 102V101H90V103H89V105H88V103H85V102ZM111 101V102H110ZM128 101H130V102H128ZM148 102V104L146 105V103ZM190 101V102H189ZM197 101V102H196ZM207 101V102H206ZM210 101V102H209ZM253 101V102H252ZM7 102V103H6ZM177 102V101H176ZM175 102V103H176ZM230 102V103H229ZM255 103V105L257 104V106H259L260 105V109L262 108V113H261V110H260V114H262V115H259V117H258V115H257V113H258V110H259V108L257 107V106H254V105H251V107L253 108V107H257L254 111L252 110V109H250V108H246L247 110H245V112H244V110H242L243 108L245 109V107H247L249 104H251V103ZM10 103V104H9ZM20 103V104H19ZM93 104V106H91L92 104ZM131 103V104H130ZM141 103H142V107L141 108H143V110L142 109H139V107L141 106ZM191 103V104H190ZM199 103H201L200 104V106H199ZM243 103V104H242ZM249 103V104H248ZM263 103V104H262ZM9 104V105H8ZM23 104L25 105V106H23ZM28 104V105H27ZM83 104V105H82ZM134 104V105H133ZM136 104L137 105H139V107L138 106H136ZM149 104V105H150ZM166 104H168V105H166ZM178 104V103H177ZM185 104V105H184ZM13 105H14V107H13ZM27 105V106H26ZM133 107H132V106ZM150 105V106H151ZM214 105V104H213ZM218 105V106H217ZM230 105V106H229ZM4 106V107H3ZM10 106V107H9ZM15 106H17V108H15ZM44 106H48V107H44ZM87 106H89L90 107V109H91V107L92 108H95V107H97V108H95L94 110L93 109H91V111L90 110H87ZM121 106V105H120ZM137 108H136V107ZM143 106H145V108H146V106H147V108L145 109ZM166 106V107H165ZM170 108H169V107ZM178 106V105H177ZM225 106H227V107H225ZM235 106H238V107H240V108H238V107H235ZM242 106V107H241ZM12 107V108H11ZM19 107V108H18ZM84 107V108H83ZM99 107V108H98ZM131 107H132V109H131ZM136 108V110H135V108ZM168 107V108H167ZM180 106H178L177 108H179ZM190 107H191V109H190ZM197 107H200V108H198V109H196ZM204 109H203V108ZM233 107H235V108H237V110L238 109H240V110H242L241 112H240V110H239V112L236 110V109H233L234 111L232 112V114H230L228 111L231 109V111H232V108ZM248 107H250V106H248ZM6 108V109H5ZM24 108H25V110H24ZM27 108V109H26ZM30 108V109H29ZM37 108H40V110H38ZM45 108H46V110H45ZM157 108V109H156ZM182 108H181V110H182ZM212 108V109H211ZM229 110H228V109ZM8 109H12L11 111H10V113L9 112H6V110H8ZM17 109V110H16ZM36 109L38 110V111H36ZM89 109V108H88ZM102 111V113L100 114L99 112H101L100 110ZM142 110L143 112H145V111H149L148 113L147 112H145V113H143V112H141V111H139L140 112V114L142 115H144V118L143 117H138V115L136 116L135 115V112L137 113L138 112V110ZM164 109H166V110H164ZM172 110V115H173V117H175L174 115H181V112H184V109L187 111V113H185L184 115H187V114H190L191 116L192 115H196V117L195 116H183V113H182V117H183V119H186V122H185V120H184V122H183V119L182 120H180L181 121V123H184V125H182L181 123V125H177L176 124V127L178 126V128H174L175 126V124L173 125V123H176L177 121H178V116H176L177 118H176V122H175V120H173V119H175V118H171L172 116H168V118L170 119L169 121H168V123H166L167 122V120L168 119H165L167 116H165L164 115V113L163 114H161L163 111L164 112H168V111H170V110ZM180 109V108H179ZM251 110V112L252 113H249L250 111H248V110ZM14 110V111H13ZM21 110V111H20ZM23 110V111H22ZM28 110V111H27ZM163 110V111H162ZM168 110V111H167ZM199 110H200V112H199ZM214 110V111H213ZM257 110V112L255 113V111ZM17 111H19V112H17ZM27 113H26V112ZM40 111V112H39ZM53 111V112H52ZM88 111H90L91 113H94V112H96V113H94V114H96V116L94 115V118H92V117H90V115H91V113L90 112H88ZM185 111V112H186ZM13 112H14V114L16 113H21V112H23V114H20L21 115V118H17L16 117V115H14L13 114ZM97 112H98V114H97ZM138 112V113H139ZM199 112V114H197ZM6 113L8 114V115H6ZM32 113V114H31ZM36 113H39L40 115H41V113H42V116H44V117H42V116H40V117H38L37 115H39V114H36V117H38L37 119H36V117H35V114ZM45 113V114H44ZM51 116V118L49 117V115ZM51 113H53V114H51ZM89 113H90V115H89ZM134 113V114H133ZM229 113V114H228ZM239 113V115H236V114H238ZM18 114V115H19ZM25 114H26V116H25ZM27 114H30L29 115V117H27L28 115ZM44 114V115H43ZM47 114V115H46ZM87 114V115H86ZM147 114V115H146ZM152 114V115H151ZM168 113H166V115H167ZM169 114H171L170 112H169ZM235 114V115H234ZM240 114H242V115H240ZM247 114V115H246ZM250 114V115H249ZM11 116L10 118H7V117H4V116ZM31 115H34V117L33 116H31ZM89 115V116H88ZM132 115V116H131ZM179 115V118H182L181 116ZM202 115H204V117L202 116ZM234 115V116H233ZM14 116L16 117V118H14ZM24 116H25V119H24ZM31 116V117H30ZM46 116H47V118H46ZM86 116V117H85ZM93 116V115H92ZM134 116H136V117H134ZM199 116V117H198ZM201 116V117H200ZM205 116H207V117H205ZM218 116V117H217ZM223 116L224 117H226V118H223ZM248 116V118H246ZM264 116V115H263ZM27 117V118H26ZM41 117L43 118V120L41 119ZM49 117V118H48ZM99 117V118H98ZM102 117H103V119H102ZM157 117V118H156ZM163 117H164V123L163 124H161L160 125V121H157L156 123H155V118L158 120H163ZM186 117V118H185ZM202 117H203V120H201L202 119ZM223 118V119H220V120H218V121H215V119H217V118ZM4 118V119H3ZM11 118H13V119H11ZM33 118H35L34 120H33ZM40 118V119H39ZM90 118H92V119H94V120H91ZM132 118H135V119H132ZM138 118H140V119H138ZM142 118V119H141ZM191 118V119H190ZM194 118H196L197 119V121H196V119H194ZM210 118V119H209ZM6 119V120H5ZM21 119V120H20ZM27 119H28V121H27ZM45 119H47V120H45ZM53 121V123H54V125L55 126H57V127H55L54 125H53V127H52V124H51V121ZM118 119H119V121H118ZM131 119H132V121H134V123H135V125L131 122ZM189 119V120H188ZM3 120V121H2ZM20 120V121H19ZM25 122H24V121ZM31 120H33V121H31ZM38 120V121H37ZM104 120H105V122H104ZM139 120V121H138ZM149 120V121H148ZM155 120V121H154ZM192 120H194V121H192ZM257 120V119H256ZM13 121V122H12ZM30 121V122H29ZM92 121H96L95 122V125L97 124V121L99 122L100 121V125L102 126H100L99 125V123L97 124V125H99V127H101V130H103L105 133L104 134H102V131H100V129L98 128V126L96 125H94L93 123H92ZM195 121H196V123H195ZM18 122V123H17ZM20 122V123H19ZM89 122H91V123H89ZM119 122H123L122 124H121V126L123 127L124 126V123H125V127H123L122 129L124 130V132H122L123 130H120V126H119ZM173 122V123H172ZM179 122V121H178ZM177 122V123H178ZM213 122H214V126H212L211 128V131L208 129V127H210V125H212L213 124ZM25 123H29L28 125L27 124H25ZM62 123H64V124H62ZM202 123V124H201ZM18 124V125H17ZM49 124V127L48 126H46V125H48ZM51 124V125H50ZM62 124V125H61ZM92 124V125H91ZM106 124V125H105ZM118 124V125H117ZM138 124V125H137ZM196 124H197V130L195 131V129H196ZM26 125V126H25ZM59 125V126H58ZM65 125V126H64ZM91 126V128H90V126ZM93 125H94V127H93ZM129 125V126H128ZM134 125V127H132ZM190 125V126H189ZM28 126V127H27ZM44 126H46L45 128L47 129V130H49V131H45L46 129L44 128ZM64 126V127H63ZM66 126H68L67 128H66ZM88 126V127H87ZM107 126V127H106ZM136 126V127H135ZM159 126V127H158ZM169 126H170V128H169ZM183 126H185V128H183ZM193 126V127H192ZM216 126V127H215ZM50 127H52V128H50ZM97 127V129L98 130H94L93 128H96ZM118 127H119V130H118ZM168 127V128H167ZM189 127V128H188ZM192 127V128H191ZM203 128V130L201 131L200 130V128ZM205 127H207L206 129H208L210 132H208V130H207V134H209V137H207L208 135L206 134V130H205ZM28 128H30V129H28ZM35 128V129H34ZM50 128V129H49ZM64 128V131H62V129ZM88 128V129H87ZM90 128V129H89ZM107 128H108V130H107ZM111 128H112V130H111ZM130 129V128H132L131 129V132H132V130L133 131H139L138 133L137 132H135V134H134V132L133 133H131V132H128V130L127 129ZM182 128V129H181ZM188 128V130H189V132H187L186 133V135H185V133L184 132H186L184 129H187ZM201 128V129H202ZM215 128V129H214ZM25 129V130H24ZM60 129H57L58 131H60ZM66 129V130H65ZM92 129V130H91ZM115 131H114V130ZM117 129V130H116ZM136 129V130H135ZM191 129H193V130H191ZM27 130V132L25 133V131ZM28 130H30V132L28 131ZM90 130H91V132H90ZM127 130V131H126ZM143 130V131H142ZM147 130V131H146ZM166 130V131H165ZM178 130H179V134L177 133L178 132ZM181 130L182 131H184V132H181ZM187 130V131H188ZM190 130H191V133H190ZM202 132H200V131ZM99 132V135H98V132ZM108 131V132H107ZM113 131V132H112ZM130 131V130H129ZM156 131V132H157ZM160 131V132H159ZM163 131H164V133H163ZM173 131H175V132H173ZM42 132V134H44ZM48 132H49V134H48ZM52 132V133H53ZM56 132V131H55ZM54 132V133H55ZM93 132V134H89V133H92ZM109 132H110V134H111V138L109 137L110 135H109ZM116 132V133H115ZM128 132V136L126 135V137H125V134ZM199 132L201 133V134H199ZM13 133V132H12ZM113 133V134H112ZM124 134V137H123V134ZM137 133V134H136ZM184 133V134H183ZM56 134V133H55ZM54 134V135H55ZM66 134L68 135V137H66ZM104 135V137L106 136L107 138H109L108 140H107V138L105 137V145H104V143H102L104 146H102V144H101V142H103L104 141V138H101L100 137V139L102 140L103 139V141H99V137H97V136H100V135ZM114 134H116V135H114ZM122 134V135H121ZM167 134V133H166ZM165 134V135H166ZM181 134H183V135H181ZM187 134H191V138L192 139H190V140H194V138H195V142L194 143H196L195 145L194 144H192L193 142H191L188 138H189V135H188V137L186 138V136H187ZM89 135H91V136H89ZM93 135H95V136H93ZM134 137H132V136ZM151 135H153V133H151ZM150 135V136H151ZM176 135H180V136H182V141L181 142H179L180 140H181V137L180 136H176ZM185 135V140H183L184 138H183V136ZM200 135V136H199ZM123 137V140H122V137ZM63 137H64V139H63ZM69 137H71V138H69ZM91 137V138H90ZM151 137V138H152ZM202 138V140L200 139V138ZM15 138V137H14ZM51 138V137H50ZM67 138V139H66ZM95 138L97 139V140H95ZM125 138V139H124ZM176 140H178V139H180L179 141H176ZM58 141H57V140ZM70 140L69 142L67 141V140ZM111 139H113L114 140V142H113V140L111 141ZM137 139V140H136ZM147 139V140H146ZM63 140H66L65 141V143L66 144H64V141ZM81 140H82V142H81ZM88 140H90V142L88 141ZM119 140V141H118ZM120 140H122L121 142H120ZM132 140H135V141H132ZM158 140H159V142H161V143H159L158 142ZM200 140H201V142H206V143H202V144H204V146L203 145H200L199 144V142H200ZM85 141V142H84ZM128 141V142H127ZM130 141V142H129ZM152 141H154V140H152ZM188 141H190L189 142V146L188 145H186V143L188 144ZM197 141V142H196ZM209 141V140H208ZM59 142V143H58ZM68 142V143H67ZM71 142V143H70ZM84 142V143H83ZM95 142H97L98 144H96ZM120 142V143H119ZM146 142H145V145H143V146H148V145H146ZM179 142V143H178ZM186 142V143H185ZM60 143H61V145L63 144V146H60ZM101 145H100V144ZM113 143V144H112ZM136 143V145H138ZM177 144L178 145V149H182L181 151L184 153V154H180V156H176L175 158H174V149L173 148H171V145L172 144ZM182 143V144H181ZM263 143L264 142H262V146H260L261 144H259L258 145V147L256 148V146L255 145H252V146H255V148L256 149H258L257 151H255L254 149V152H255V155H258V152H259V155H264V149H262L263 147H264V145H263ZM77 144H80V145H77ZM119 144V145H118ZM162 144V145H161ZM192 145H194V146H192ZM70 147V148H75V149H70L69 147V150H70V152H69V150H68V148H65V147ZM73 146V147H72ZM94 146V147H93ZM97 146H99V147H97ZM139 146V145H138ZM159 146V147H158ZM160 146H161V148H160ZM197 146V147H196ZM200 146V147H199ZM89 147V148H88ZM100 147H102V148H100ZM154 148V151L156 152V150H159V149H157V148ZM191 147V148H190ZM193 147H195L194 149L195 150H197V156H196V153H194V149H192ZM205 147V148H206ZM246 147V148H245ZM259 147H261V149L259 148ZM107 148V149H106ZM200 148H202V150L200 149ZM205 148H204V150H205ZM251 148V149H250ZM78 149V150H77ZM92 149V150H91ZM107 150L106 151V153L104 152V150ZM169 149V150H168ZM228 149V148H227ZM236 149V150H237ZM245 149V150H244ZM260 149V150H259ZM102 150H103V152L105 153V154H103L102 153ZM159 150V151H160ZM199 150H200V152H201V154H200V152H199ZM235 150V149H234ZM261 150H262V152H261ZM97 151V152H96ZM98 151H100V152H98ZM111 153H110V152ZM146 151H148L149 152V154H147L148 152H146ZM172 151V152H171ZM170 152H171V154H170ZM238 152L241 154V157H242V159H241V157H240V154H238ZM249 152H250V155H249ZM256 152H257V154H256ZM66 153V154H65ZM93 153H95V155L93 154ZM111 154L110 156L109 155H107V154ZM160 153V154H159ZM56 154V153H55ZM65 154V155H64ZM77 154V155H76ZM189 154V155H188ZM249 156H248V155ZM84 154H82V156H83ZM104 155V156H103ZM160 155H163V156H160ZM181 155H183V156H186L187 155V157H188V160H189V162H190V164H189V166H186V167H181V168H183L181 171H180V169L181 168H179V169H174V167L172 166V163L175 161V159H177L176 161H178V163L180 162V164H183L184 163V160H183V156H181ZM192 155L194 156V159L195 160H193L192 158ZM228 155H229V157H228ZM231 155V156H230ZM77 156V157H76ZM107 156V157H106ZM115 156H117L116 158H115ZM157 156V157H156ZM203 156H209L208 158H209V161H208V158H206V157H203ZM238 156H239V158H238ZM244 156H246V157H244ZM114 157V159H115V161L112 159ZM162 157H164V158H162ZM171 157V158H170ZM180 157V158H179ZM202 157V158H201ZM65 158V159H64ZM67 158H70V159H67ZM97 158V159H96ZM102 158H104V159H102ZM106 158V159H105ZM110 158V159H109ZM158 158V159H157ZM159 158H160V162H161V160H162V163H164V164H166V163H168V164H166L165 165V167H167V168H165L164 167V164H163V166L162 167H164V169L161 167V164L162 163H158L159 162ZM162 158V159H161ZM173 158H174V160H173ZM179 158V159H178ZM102 159V160H101ZM120 159V158H119ZM156 159V160H155ZM164 159H166V162L164 161ZM226 159V160H225ZM113 160V162H111ZM139 160V159H138ZM154 160H155V162L157 163H154ZM158 160V161H157ZM207 160V162H208V164L209 165H207L206 163L207 162H205L204 164H203V161H206ZM73 161V160H72ZM107 161H109L108 163H107ZM146 161V162H145ZM147 161H153L152 163H154L155 164V167L152 165V164H150V168H149V165L146 167V166H144L143 165V163H146V164H148L147 163ZM169 161V162H168ZM226 161V162H225ZM102 162V163H101ZM104 162V163H103ZM119 162H120V160H119ZM210 162V163H209ZM256 162V163H255ZM116 163V164H115ZM193 163V164H192ZM263 163V164H262ZM71 164H73L74 165V163L72 162ZM158 164H160V165H158ZM169 164H170V166L172 167V168H170L169 167ZM206 164V165H205ZM223 164H225L226 165V168H224L225 167V165H223ZM114 165V166H113ZM120 165V163L117 165V166H119ZM137 165H139L138 163H137ZM203 165L204 166H209V167H207L208 169H203ZM215 165V166H214ZM217 165H218V167H217ZM221 165V166H220ZM259 165V166H258ZM263 165V166H262ZM70 166V164L68 165V167ZM75 166V165H74ZM71 167V170H74V169H72V168H76V166L75 167ZM121 166V165H120ZM190 166H191V168H190ZM63 167L64 166H62L61 165V167H60V169L59 170H61V168H62V171H56V173L58 172L59 174H57L56 175V178H58V179H60L61 178V180H60V182L59 183H57L56 181H53V183H52V185L53 186H57L58 184H61V186L63 185V184H65V185H67L66 183H68V185L69 186H71L72 184V186H74V183H75V179H76V177L74 176L75 175V173L72 171H69L68 169H65V167H64V169H63ZM67 167V166H66ZM105 167V168H104ZM116 167V168H115ZM122 167V166H121ZM139 167V166H138ZM145 167V168H144ZM159 167H161V168H159ZM193 167V168H192ZM201 167V168H200ZM205 167V168H206ZM214 167V168H213ZM263 167V168H262ZM153 170H152V169ZM256 168V169H255ZM257 168H258V171H257ZM112 169H114V170H112ZM116 169V170H115ZM121 169V168H120ZM123 169V168H122ZM121 169V170H122ZM160 171H159V170ZM171 169H173V170H171ZM192 169V170H191ZM210 169V170H209ZM241 169H243V167H241ZM63 170H66L65 172L63 171ZM68 170V171H67ZM96 169H94V171H95ZM106 170H108V171H106ZM142 170V171H141ZM149 170H151V171H149ZM166 170V171H165ZM191 170V171H190ZM193 170H194V174H193ZM201 170V172H200V175H198L199 174V171ZM208 170V171H207ZM212 170V171H211ZM221 170V171H220ZM249 170V171H248ZM74 171H76V170H74ZM111 171V172H110ZM112 171H114V174H110V173H113ZM143 171H148V172H143ZM153 171V172H152ZM183 171V172H182ZM247 171V173L245 174V172ZM252 171H255V172H252ZM67 172V176H63L62 174H64V173H66ZM106 172V173H105ZM142 172V173H141ZM155 172V173H154ZM159 172V173H158ZM180 172V173H179ZM188 172V173H187ZM210 172V173H209ZM212 172V173H211ZM219 172H221V173H219ZM117 173V174H116ZM151 173V174H150ZM154 173V174H153ZM156 173H158V174H156ZM182 173V174H181ZM196 173V174H195ZM214 173V174H213ZM110 174V175H109ZM116 174V175H115ZM175 176H174V175ZM177 174V175H176ZM213 174V175H212ZM258 174V175H257ZM118 175V178L116 177ZM139 175V176H140ZM156 175V176H155ZM166 175V176H165ZM186 175V176H185ZM196 175V176H195ZM59 176H61V177H59ZM109 176V177H108ZM112 176V177H111ZM115 176V177H114ZM186 177V178H184V177ZM221 176V177H220ZM251 176V175H250ZM253 176V175H252ZM64 177V178H63ZM68 177L70 178V180H72L70 183H69V180H68ZM169 177V178H168ZM178 177V178H177ZM182 177L184 178V179H186L187 181H185L184 179L182 180ZM64 180H63V179ZM102 178V179H101ZM116 178V179H115ZM152 178V179H151ZM158 178V179H157ZM198 178V179H197ZM202 178V179H201ZM66 179V180H65ZM114 179V180H113ZM120 179H121V181H120ZM123 179V180H122ZM176 179V180H175ZM178 179V180H177ZM192 179V180H191ZM195 179H197V180H195ZM208 179L209 180H211V181H208ZM225 179H227V180H225ZM252 179V180H251ZM68 180V181H67ZM118 180H119V182H118ZM155 180H157L156 182H155ZM173 180V181H172ZM180 180L182 181V182H180ZM206 180H207V182H206ZM233 180V179H232ZM253 180H254V182H253ZM104 181H105V183H104ZM107 181V182H106ZM113 181V182H112ZM115 181V182H114ZM125 183H124V182ZM172 181V182H171ZM197 181V182H196ZM215 181V182H214ZM224 181V182H223ZM227 181V182H226ZM110 182V183H109ZM124 184H123V183ZM155 182V183H154ZM188 182V183H187ZM205 182V183H204ZM211 182H213V183H211ZM249 182H251L252 183V186L253 187H250L251 186V183H250V185H249ZM116 183V184H115ZM117 183H119V184H117ZM180 183V184H179ZM197 183V184H196ZM203 183H204V185L206 184V183H208V184H206L205 186L203 185ZM229 183H230V185H229ZM246 183H248V185H246ZM115 186H114V185ZM122 184V185H121ZM178 185V187H177V185ZM194 184L196 185V187L194 186ZM210 184V185H209ZM212 184V185H211ZM223 184V185H222ZM231 184H233V185H231ZM241 184H240V186H241ZM245 184V185H244ZM77 185V184H76ZM167 185V186H166ZM170 185V186H169ZM182 185V186H181ZM190 185V186H189ZM218 185H220V187L218 186ZM71 186V187H72ZM113 186V187H112ZM117 186H119V187H117ZM209 186V187H208ZM225 186V187H224ZM231 187L232 188V186H233V188L231 189V190H229V188H228V190L227 191H225L226 189H227V187ZM238 186V187H237ZM104 187V188H103ZM122 187V188H121ZM204 187V188H203ZM225 189H224V188ZM140 188V189H141ZM210 188V189H209ZM212 188V189H211ZM216 188V189H215ZM217 188H219V189H217ZM223 188V189H222ZM252 188H253V190H252ZM109 189H112V190H109ZM118 189V190H117ZM139 189V194H140V191H142V190H140ZM174 189V190H173ZM182 189V190H181ZM185 189V190H184ZM205 189H207V191L205 190ZM214 189V190H213ZM221 189V190H220ZM240 189V188H239ZM248 189L250 190V191H248ZM108 192H107V191ZM115 190H116V192H115ZM187 190V191H186ZM200 190V191H199ZM203 190H205L204 192H203ZM220 190V191H219ZM110 191V192H109ZM114 191V192H113ZM192 191V192H191ZM210 191V192H209ZM217 191V192H216ZM229 191H231L229 194L227 193V192H229ZM70 192V191H69ZM113 192V193H112ZM174 192H175V194H174ZM179 192V193H178ZM184 192H185V194H184ZM186 192H188V193H186ZM194 192V193H193ZM219 192V193H218ZM58 193H59V191H58ZM207 193V195H205ZM209 193V194H208ZM215 193H217L219 196H217V195H215ZM225 194V196H224V194ZM227 193V194H226ZM232 193V194H231ZM194 194V195H193ZM197 194V195H196ZM201 194V195H200ZM234 194V195H233ZM249 194H250V196H249ZM175 195V196H174ZM203 195V196H202ZM208 195H209V197H208ZM212 195H213V197H212ZM220 195H223V197H221ZM229 195V196H228ZM200 198H199V197ZM205 196H207V197H205ZM236 196V197H235ZM211 197V198H210ZM225 197V198H224ZM234 197V199H231V198H233ZM173 198V199H172ZM193 198V199H192ZM198 198V199H197ZM216 198V199H215ZM217 198H219V199H217ZM230 198V199H229ZM202 199V200H201ZM157 200V201H156ZM205 200V201H204ZM231 200H233V201H231ZM235 200H238L239 202H240V204H239V202L238 201H235ZM241 200V201H240ZM262 200V197H261V199L259 198V200L258 201H261ZM191 201H192V203H191ZM209 201V202H208ZM218 203H217V202ZM226 201H227V203H226ZM179 202L181 203V204H179ZM182 202H184V203H182ZM188 202V203H187ZM190 202V203H189ZM228 202H229V204H228ZM236 202H237V206H236ZM262 202H264V199L261 201V203L260 202H257V207L259 208V206L260 205H262L263 207H260L259 208V210L262 212V213H264V203L262 204ZM141 203V202H140ZM206 203H208V204H206ZM217 203V204H216ZM220 203V204H219ZM258 203H260V204H258ZM189 204H190V206H189ZM195 204H196V207H195ZM224 204V205H223ZM227 206H229V207H227ZM182 205V206H181ZM185 205V207H183ZM209 205V206H208ZM222 205V206H221ZM233 205V206H232ZM240 205V206H239ZM259 205V206H258ZM139 206H141V205H139ZM181 206V207H180ZM188 208H187V207ZM212 206V207H211ZM226 206V207H225ZM236 206V207H235ZM163 207H166L165 209L163 208ZM211 207V208H210ZM216 207V208H215ZM238 207V208H237ZM257 207L255 206L254 208H255V210L257 211L258 209H257ZM154 208V209H153ZM181 208V209H180ZM207 208V209H206ZM238 210H237V209ZM240 208V209H239ZM262 208V209H261ZM164 209V210H163ZM169 209V210H168ZM186 209V210H185ZM206 209V210H205ZM244 209H245V213H244ZM163 210V211H162ZM183 210V211H182ZM194 210H196L195 212H194ZM207 210H209L208 211V213H207ZM218 210H220V211H218ZM227 210V211H226ZM241 210V211H240ZM246 210H248V211H246ZM160 211V212H159ZM162 211V212H161ZM184 211L186 212V213H184ZM213 211V212H212ZM226 212V213H224V212ZM163 212H165L166 214H164ZM212 212V213H211ZM215 212V213H214ZM224 214H223V213ZM228 212H230V213H228ZM235 212L237 213V214H235ZM252 212V213H251ZM142 215H141V217H140V220H139V223H141V222H147L148 221V217H145L144 216V214L142 213V212H140ZM163 213V214H162ZM196 213V214H195ZM198 213H200L198 216H197V214ZM207 213V214H206ZM222 213V215H220ZM251 213V217L249 216L247 219H246V216L247 215H249ZM169 214H170V216H169ZM239 214V215H238ZM242 214V215H241ZM244 214V215H243ZM246 214V215H245ZM187 215V216H186ZM204 215V216H203ZM164 216V217H163ZM215 216H217V217H215ZM235 216V217H234ZM167 217V218H166ZM194 217V218H193ZM200 217V218H199ZM223 217V218H222ZM227 217V218H226ZM236 217H238V218H236ZM242 219H241V218ZM245 219H244V218ZM185 218H187L186 220H185ZM194 220H193V219ZM200 219V221H199V219ZM206 218V219H205ZM231 218V219H230ZM252 220H251V219ZM241 219V220H240ZM255 219V220H254ZM229 220V221H228ZM235 220V221H234ZM236 220H237V222H236ZM249 220V221H248ZM141 221V222H140ZM186 221V222H185ZM211 221V222H210ZM225 221V222H224ZM240 221V222H239ZM246 221H248L247 223H246ZM252 221V222H251ZM256 221V222H255ZM216 222V223H215ZM218 222V223H217ZM241 222H243V223H241ZM252 224H250V223ZM193 223V224H192ZM222 223V224H221ZM234 223V224H233ZM239 223V224H238ZM246 224V226H245V224ZM224 224V225H223ZM228 224V225H227ZM249 224H250V226H249ZM255 224V225H254ZM197 225V226H196ZM209 225V226H208ZM217 225V226H216ZM236 225H238V226H236L237 228H234ZM242 225V226H241ZM227 226V227H226ZM240 226V227H239ZM253 226V227H252ZM221 227V228H220ZM245 227L247 228V229H245ZM249 227V228H248ZM215 228V229H214ZM231 229H234V230H231ZM239 229V230H238ZM249 229V230H248ZM202 231V233H201V231ZM204 230H207V232L206 231H204ZM215 230V231H214ZM236 230V231H235ZM245 230V231H244ZM247 230V231H246ZM183 231V232H182ZM194 231V232H193ZM200 231V232H199ZM208 232H210V233H208ZM232 232V233H231ZM204 233H207L208 234V236H207V234H204ZM237 233H238V235H237ZM244 234V236H243V241H241V245L239 244V248H237V242H238V240H239V242H240V239H238L240 236H241V240H242V235ZM200 234V235H199ZM205 236H204V235ZM209 235H211V236H209ZM195 236V237H194ZM204 236V237H203ZM215 236V237H214ZM225 236H226V238H225ZM230 236V237H229ZM239 236V237H238ZM72 236L69 234V236L68 237H65V239L67 238H69V240H70V238H71ZM139 243L140 242H142V237H143V235H142V231H141V229H139ZM206 237V238H205ZM213 237H214V239H213ZM237 239V241H236V239ZM245 238V239H244ZM72 239V238H71ZM63 241L61 242V245H62V243H64V239H62ZM245 240H247L248 242H246ZM255 242H254V241ZM201 241H203V242H201ZM258 241V240H257ZM226 242V243H225ZM238 242V243H239ZM243 242V243H242ZM207 245V247H206V245ZM209 244H211V245H209ZM249 244V245H248ZM257 244V243H256ZM216 245V246H215ZM232 245H233V247H232ZM65 243L63 244V248L65 249ZM243 246V247H242ZM247 248H249V249H246V247ZM230 247V248H229ZM232 247V248H231ZM183 248V247H182ZM181 248V249H182ZM60 249H61V246H60ZM66 249H69V248H66ZM139 249L140 250H143V248H141V247H139ZM222 249H225V250H222ZM235 249V251L232 253L231 252V250H234ZM244 249V250H243ZM216 250V251H215ZM228 250H230V251H228ZM240 250V251H241ZM61 251V250H60ZM63 251V250H62ZM64 251H65V253H64ZM63 251V253L64 254H66V250H64ZM67 251H69L73 256H74V258H75V253H73V250H71V248L69 249V250H67ZM226 251V252H225ZM247 251V252H248ZM69 252H67V255H69V256H71L70 255V253ZM215 252H217L218 254V257L216 258L215 256H216V253ZM231 252V254H229ZM60 253V252H59ZM62 253V252H61ZM222 255V257L223 258H220V254ZM231 255V256H232ZM60 256V255H59ZM212 256H214V257H212ZM61 257V256H60ZM72 257V256H71ZM62 258V257H61ZM67 258H68V256H67ZM67 258H66V261H69L68 263L70 264V260H71V258H69L68 260H67ZM73 258V257H72ZM215 258V259H214ZM63 259H65V257L63 258ZM62 259V260H63ZM219 259H221V261H219ZM224 259V260H223ZM78 260V259H77ZM64 261V260H63ZM65 261V263L64 264H66L67 262ZM76 261V260H75ZM74 261V263L75 264H78V261H76L75 262ZM72 262V261H71ZM157 262H155L154 264H156ZM161 264V262L159 261L158 262V264ZM139 264H142V263H139ZM149 264H153V263H149ZM163 264V263H162ZM167 264V263H166Z\"/></svg>","mask_w":264,"mask_h":264}]
</instances>
